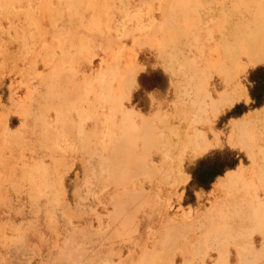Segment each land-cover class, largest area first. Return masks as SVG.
<instances>
[{"label":"rangeland","instance_id":"1","mask_svg":"<svg viewBox=\"0 0 264 264\" xmlns=\"http://www.w3.org/2000/svg\"><path fill=\"white\" fill-rule=\"evenodd\" d=\"M20 1L19 0H9V1L6 0L5 2V0H0V64H1L0 65V127L2 125V127L0 128L1 130L0 132V155H1L0 161H2V163L0 162V177H1L0 178V181H1L0 182V185H1L0 186V207H1L0 208V257L3 260L1 261V258H0V264H52V263L54 264L55 261L57 264H59V262L60 264L61 263L71 264L70 262H72V264H108V263L109 264H116V263L117 264H121V263L123 264H129V263L130 264H134V263L145 264V262H147L152 256L153 258H155V261H157L156 262L157 264H160L161 262H163L161 264H165V262L166 264H169V262H173L172 264H174V262L175 264H217V262L218 264H257V263L264 264L263 263L264 262V254H263L264 253V246H263L264 245V211H263L264 210L263 208L264 207V199H263L264 198L263 196L264 195V173H263L264 172V164H263L264 163V128H262L264 127V114L261 115L260 119L256 120V122L255 121L253 122L254 125L253 123H250L248 125V127L246 128L244 132L245 135H243L242 133H239V131H237L234 127V124L237 123L238 121H241L242 119L250 116L251 114L261 112L264 110V60H263V63L261 62L256 65H252L250 63V59H251V55H253V49L250 48L251 44L249 45L250 38L255 36L256 33H259V34L261 33V35L264 36V13H263L264 12L263 10L264 0H257L256 2L255 0H238L239 2L237 0H174V1L173 0H158V2L157 0H141V1L140 0L139 1L137 0H134V1L133 0H112V1L103 0V2L104 3L106 2V4L102 3V0H82V2L78 0H37V1L36 0L35 1L34 0H22V2ZM167 1L169 4L164 5V3H166ZM24 2H26V5H24L25 4ZM138 2H140V4ZM153 3L155 4V6ZM255 3H257L259 6ZM18 4H19V8L17 6ZM149 4L151 7L149 6ZM186 4L191 5V8L188 7ZM34 5H35V8H34ZM46 5H48L49 7H51L52 10H54L52 11V16L51 15L49 16V19L45 15ZM184 5H186V7ZM206 6H208L209 9ZM139 7L141 10L139 9ZM173 7L174 9L172 10ZM184 7L189 8L190 11L189 9H185ZM192 7L193 8L195 7L194 10ZM96 8L98 10H96ZM191 10H193L194 12ZM168 11H171V13L170 12L168 13ZM180 11L182 13H180ZM196 11L198 12V14H200L199 15L200 17H198V14H197L198 19L195 18L197 21L193 17V16L196 17ZM100 12L101 13L103 12V13L100 14ZM190 12H191V15L189 17H192V20H194L192 22L190 20L191 18L189 19L188 17ZM106 14L108 15V17ZM42 15L44 19H42ZM210 15L212 16L210 17ZM12 16H14L13 17L14 19L12 18ZM100 16H103V17H100ZM176 16H178V18H176ZM222 16L224 17V19L221 22L220 18H222ZM160 17L163 20H161ZM100 18L103 19V21ZM144 18L146 19V21ZM138 19L139 21H137ZM15 20H16V23H15ZM22 20H23V23H22ZM92 20L95 22L94 24L96 25H93ZM129 20L131 21L133 20V21L131 22ZM186 20H188L187 23H186ZM142 21L144 23L141 24ZM183 21H185V23ZM20 22L22 23V27H20V24H21ZM197 22H198V25H197ZM234 22L236 24V28H235ZM25 23L29 24V26L26 27ZM43 23H45V25ZM88 23H89V26H88ZM130 23L131 24L133 23L132 26L133 27L135 26L137 28H135L134 30V28L131 26ZM220 23L221 24L224 23V24L221 25ZM231 23L233 24V26L230 25ZM5 24L7 25V27ZM91 24H92V27H90ZM246 24H248L249 27H247ZM49 26H51L52 28L51 27L48 28ZM78 26L81 27V29H79ZM93 26H94V29H93ZM115 26H116V29H114ZM31 27L35 29L32 31L33 28ZM89 27L91 29H89ZM179 27L180 29H178ZM199 27H201L202 29ZM213 27L214 29H216V32L214 31ZM24 28L27 29V31H25ZM127 28L129 30H127ZM121 29H122V32H121ZM230 29H232V31ZM241 29L243 30V32ZM21 30L22 31L24 30V32L21 33ZM50 30L52 31L53 36L51 35ZM106 31H107V34H106ZM125 31L126 33H128L127 35H125ZM145 31H146L145 33L146 35L142 34ZM250 31H251V34L249 33ZM26 32H28V34ZM160 32L162 33L163 37L161 36ZM38 33L41 34V36L37 35ZM252 33H253V36H252ZM136 34H138L137 37H136ZM25 35H26V38H25ZM63 35H65L66 38L63 37ZM34 36L36 37V39H34L35 38ZM149 36H150V39H149ZM73 37L74 39H72ZM143 37L147 41L148 40L149 41L147 42L146 40H143L144 39ZM105 38H106V41H105ZM42 39H44L43 42H42ZM69 39L72 41L70 42ZM78 39L81 41L80 46L82 48L77 46L79 45ZM89 39L90 40L92 39V40L90 41ZM44 42L46 44H44ZM52 42H54L55 46ZM56 42H57V45H56ZM21 43H24L25 46L24 44H21ZM135 43L137 44L135 45ZM148 43L150 44L148 45ZM151 43H152V46L150 47ZM137 45H139L140 48ZM110 46L112 47V49ZM68 47L70 48L68 49ZM130 48L133 49V52L131 51L132 54L129 51ZM22 49H24L23 53H21ZM40 49H43V50H41L40 52ZM86 49H88V52H86L87 51ZM92 50L94 53L92 52ZM109 50L110 51L112 50L113 53L112 52L110 53ZM193 50L195 51V53ZM28 51L30 52V55ZM50 51L52 53H50ZM59 51L61 54L59 53ZM134 51L136 52V54ZM69 52H71L72 55ZM126 54L128 56L130 55L129 58ZM257 54H259L261 58H264V48L263 47L261 48L260 46L259 52H257ZM59 55L61 56L59 57ZM26 56H27V59H26ZM28 56L30 58V62H29ZM86 56H87V59H85ZM90 56H91V60H90ZM33 57H35V60L33 59ZM126 57L128 60H126ZM132 57H135V58H132ZM40 58L41 59L45 58L46 61L44 59L41 60ZM39 59L41 60V62ZM52 59L54 60L52 61ZM76 59H77V62H76ZM58 60L61 62H58ZM132 60L136 61L137 64ZM223 60H224V64H223ZM241 61L242 63H240ZM122 62L123 63L127 62V63H125L126 65H123ZM19 63L20 65H18ZM13 64H14V69H13ZM21 64L23 65L21 66ZM88 64L90 67L88 66ZM59 66L61 67V69ZM49 67L50 69H48ZM51 67H53L54 70ZM91 68L93 70H91ZM74 69H77L78 74L73 75V73H76V70ZM124 69L128 72H126ZM215 69L217 71H215ZM221 69L223 70V72L226 71L227 74H225L226 72L223 74V72H221L222 71ZM9 70L11 71V73ZM82 70L83 72L84 71L85 72L82 73L81 72ZM16 71H19V72H16ZM44 71H45V74H44ZM168 71L171 73H169ZM66 72L67 73L70 72L68 76ZM34 73H36L37 76ZM218 73H221V74H218ZM93 74H95L96 78L94 77ZM64 77L67 79H64ZM93 77L94 79H92ZM99 77H101V81ZM120 78L123 80H121ZM76 79H77V82L75 81ZM136 79L138 83L136 82ZM43 80L45 84H43ZM54 80L56 81L59 80L60 82L58 81L59 83L57 82L58 83L57 84V83H54L55 82ZM49 81L50 83L47 84ZM67 82L71 84H68ZM72 82H74L75 84ZM82 83L85 85H83ZM22 84H24V86ZM52 84L54 85L52 86ZM92 84L94 85L92 86ZM115 85H116V88L114 89L113 87H115ZM26 86H27V89H26ZM46 86H48L49 88ZM55 86L57 87L58 91L54 89ZM94 86H96L97 88L99 87L100 89H96V87ZM111 87L113 89H111ZM101 88H103L104 90ZM33 90H36L35 93ZM46 90L47 91L49 90V91L47 92ZM94 90H97L98 92ZM70 91H72L73 94L70 93ZM29 92H31L30 94H33V97L32 95H29ZM36 92L37 93L39 92V94L37 95ZM49 92L50 93L52 92V93L49 94ZM53 92L57 94H54ZM25 93H27V95ZM232 94H239V100H237V102L234 105L230 106V104L229 105L227 104L228 102L227 100ZM48 96L50 97L48 98ZM220 96L223 98H221ZM63 97H65L66 99L64 100ZM68 97L72 99L70 100L68 99ZM224 97H227V98H225L224 100ZM19 98H21V100ZM22 98H25L24 102L22 101L23 100ZM33 98L35 101L33 100ZM95 99L97 101H95ZM59 100L61 101L59 102ZM87 100H88V104H85ZM219 101H221L220 105H219ZM27 102L28 104H26ZM101 102H105L103 105L104 107H102L103 103ZM30 103H32V105ZM63 103H66V105H68L67 108L64 107L65 105ZM21 104L22 106H20ZM38 104L39 105L43 104L41 106L42 108L39 107ZM53 104L58 105V107L54 106ZM107 106L109 107V109L107 108ZM29 107H30V110H29ZM63 107L65 108L66 111L63 110L64 109ZM118 108L120 109V111ZM44 109L47 112L43 111ZM60 109L62 110V112ZM15 110L16 112H14ZM58 110L60 112H57ZM28 112L29 113L31 112V113L29 114ZM56 112L59 114H57ZM47 114H49L48 117H47ZM121 115H122V118H120ZM55 116L58 118L56 119ZM96 116H99L98 118H100V116L101 117L103 116L102 117L103 119L100 120L98 118H95ZM109 116H110V119H108ZM25 118H27L26 121H25ZM47 119L51 120L52 123L50 121L49 123ZM95 119H96V123L94 121ZM119 119L122 120L121 128H120L121 121L119 122ZM91 122L92 124H90ZM126 123L128 124L127 126H126ZM129 124H131L132 126ZM3 125L5 128L3 127ZM100 125H102V127ZM118 125H119L120 130L122 131V134H120L121 132L119 131ZM55 127L56 129H54ZM22 128H23V131H22ZM30 128L32 129L30 130ZM133 128L134 130H132ZM15 129H18V130L16 131ZM98 130H99L98 132L99 134L97 133ZM4 131L7 132V134L4 133ZM25 132H28V133L26 134ZM84 132H85V135H84ZM170 132H172V134ZM111 133L113 134L111 135ZM25 134L27 137L25 136ZM114 134H115V137H114ZM240 134H242V136H240ZM6 135L9 137H7ZM235 135L236 136L238 135V136L236 137ZM252 135L255 140H253ZM117 138L119 139V141ZM166 139L168 141H166ZM249 141L252 143V145L250 144ZM120 142L122 144H120ZM203 142L207 144V145H204V147L202 145L204 144ZM11 143H13V145ZM20 143H21V146H20ZM110 143L113 145H111ZM242 144H245V145L242 146ZM24 145L26 146L25 150H24ZM129 145H132V146H129ZM98 146L102 149H100ZM111 146L115 147L117 150L115 148L112 149ZM14 147L16 149L18 147L19 148L16 151ZM130 147L132 148L134 147V148L132 149ZM195 147H196V150H195ZM8 148L9 149L13 148L14 151L9 150ZM260 149H261V152L263 153L259 152L260 153L259 154L258 151H260ZM1 150L2 151L6 150V152L5 151H4L5 153L1 152ZM192 150L196 151L197 153H200L201 155H198L197 153L192 152ZM14 152H16L17 155L19 156H17L16 153ZM247 153H250V154H247ZM26 155L28 156V158H24V157H27ZM138 155L141 157H138ZM80 156L81 157L85 156V158L83 157V160H81L82 158ZM136 157H138V159ZM57 159L59 163H57ZM86 159H87V162L89 163L84 161ZM250 159L252 160V163H254V166L250 165L252 164ZM12 160L14 161L12 162ZM28 160H31L30 163ZM24 161L27 164L26 163L24 164ZM83 161L87 164L82 165L81 162ZM108 161H109V164H108ZM22 162H23V167H22ZM12 163L14 165H12ZM259 164H261L262 167H259ZM26 165H28V167ZM86 165L87 167H85ZM151 165L154 167H152ZM18 166L21 168H19ZM45 166H47L48 169L45 168ZM61 166L63 168H60V169L56 168V167H61ZM16 167H18L19 169ZM240 167H242L241 170L244 174V178L241 179L242 181H238L240 184H238V182H234L231 184L230 180H227L228 174H236V173L241 172ZM251 167L252 169H250ZM11 168H13V170ZM15 168L19 170V172ZM22 168L24 169L21 170ZM172 168L174 169L172 170ZM131 169H132V172H130ZM245 169L246 171H244ZM247 169H248V172H247ZM30 170L32 174H30ZM249 171L250 172L253 171V172L250 173ZM245 174L247 175V177L250 176L249 174H254L257 176L258 180L257 178H255L256 176L254 175H251V177L254 176L255 179L250 177V179L247 178L248 179L247 180L245 177ZM29 176L30 178L28 179ZM14 177L17 181L14 179ZM223 177L224 178L226 177V178L224 179ZM259 177H260V180H259ZM80 178H83V179H80ZM138 178L142 182L139 183L140 180H137ZM144 178L145 180L147 179V182L144 180ZM3 180H6V182ZM148 180L151 181V184L149 183ZM254 180L256 183L254 182ZM257 181L261 183V185L263 186V187L261 186L263 190L260 187H258L259 182ZM135 182H136V185H135ZM224 183L225 185H227V188H225ZM130 184L132 185L134 184V185L130 186ZM138 184H140L139 185L140 187L138 186ZM254 184H257L255 185L256 188ZM115 185H116V188H115ZM215 185L217 186L219 185V186L215 187ZM120 186L123 188H121ZM127 187H128V190L130 191L127 190ZM131 187H134V189L132 190ZM166 187L168 188L169 194L166 193L167 192ZM76 190L78 191L77 192L78 194L80 193L79 195L76 193ZM79 190H81V192H79ZM114 190H116L117 193ZM123 190L125 193L123 192ZM164 190L166 192H164ZM233 190L236 193H234ZM242 190H245V191L241 193ZM254 190L256 193L254 192ZM257 190H259L260 192ZM62 191L65 193V195L63 194ZM248 191L249 192L251 191L250 193L254 196V198H256V201L253 198V196L249 194ZM113 192L115 193L113 194ZM119 192H120V195H119ZM73 193H76L77 195L76 194L74 195ZM240 193L242 194V196ZM255 194L257 195L255 196ZM259 194H260V198L262 199L261 202L263 203V204L261 203V205H258L260 203H258V200H257L259 197ZM69 195L70 197H68ZM76 196H78V198ZM83 196H85V198ZM169 196L171 197V199ZM107 202L109 204H107ZM210 204L212 205L210 206ZM253 204L254 205L256 204L257 206H254ZM2 205L4 206L5 210ZM54 205L56 206L54 207ZM52 206L55 208V211H53L54 208ZM74 206L77 208H75ZM71 208H72L71 213L73 211L74 212L73 214L70 213L72 216H70L69 214L70 216L69 217L68 212L66 213L64 210L67 209L66 211L70 212ZM104 208H106V210ZM62 209H64L63 211L65 213L62 211ZM214 209L219 212L215 211ZM245 209H247L248 211ZM191 211H193L192 212L193 214L192 213L190 214ZM195 211L197 212V214ZM234 211L237 213V216ZM261 211H263V213H261ZM13 213L15 217L13 216ZM173 213L174 214L176 213V215H174ZM213 213L216 215H214ZM256 214H259L260 221L254 220ZM167 215H169L170 217L169 216L167 217ZM51 216H54V217H51ZM214 218H218V220ZM239 218L241 219L239 220ZM242 218H244L245 220ZM171 220L174 223H172ZM215 220L218 222H216ZM64 221H66L67 223ZM162 222L164 225L167 224V227L161 224ZM245 222L247 223V225H245L246 224ZM89 223L91 225H88ZM170 223L172 224L170 225ZM105 224L107 225L109 224L108 227L107 225L105 226ZM235 224H238V225H235ZM63 225H65V227ZM100 226L101 228H97ZM241 226L243 227L241 228ZM25 228L27 231L25 230ZM102 228H105V229L103 230ZM174 228L176 229L174 230ZM184 228H186V230ZM187 228H188V231H187ZM149 229L151 231H148ZM166 229H167V232L169 231V233L166 232ZM153 230H155V232ZM198 230H201V231H198ZM68 231L69 232L71 231V232L69 233ZM58 232L62 235L60 236ZM66 232H68L69 234ZM152 232H154L153 233L154 235L152 234ZM260 232H262V234H260ZM199 233L201 235H199ZM40 235H44V236H40ZM152 235L153 237L154 236L155 237L153 238ZM245 235H247V237ZM241 238H243L242 240L245 239L243 243H242ZM53 239H56V240H53ZM238 239H240L242 245L240 244ZM163 240H165L166 242L170 244L166 243ZM231 241L232 243L233 242L234 243L232 244ZM149 243H151V245ZM176 243L177 244L179 243V245H177ZM174 244L175 246H177L175 248L176 251L173 249V247H175L173 246ZM253 244H255V246H253ZM162 245L167 247L168 251ZM170 245H172L173 247ZM235 245L236 247H241V248L238 249L235 247ZM37 246L39 250H37ZM180 246L184 248L182 249V247ZM139 247L141 250L139 249ZM171 247H172V250L177 252L178 255L175 254L176 255L175 256L174 255L175 252L174 251L171 252L172 251L170 249ZM202 247L204 248L202 249ZM178 248H181L180 250L182 251V255L184 256V258L180 254L181 251ZM208 248H210V250ZM246 248H248V250L250 251H248ZM223 249L224 250L226 249V251H224ZM258 249L259 251H257ZM34 250H35V253H34ZM252 250L255 252H253ZM245 252L248 254V256L245 255ZM129 253H131L132 255ZM152 253L153 255H151ZM209 253L211 254L209 255ZM166 255H169V256H166ZM239 256L241 257L240 261L238 260ZM260 256H262L263 258L262 260ZM165 257L167 259L169 258L168 261ZM211 257L212 259H210ZM247 257H249L250 259ZM121 259H124V260L120 262ZM130 259L133 261L132 263L130 262L131 261ZM215 259L217 260L214 261Z\"/></svg>","mask_w":264,"mask_h":264},{"label":"bare ground","instance_id":"2","mask_svg":"<svg viewBox=\"0 0 264 264\" xmlns=\"http://www.w3.org/2000/svg\"><path fill=\"white\" fill-rule=\"evenodd\" d=\"M8 1H9V0H8ZM19 1H20V0H19ZM34 1H35V0H34ZM36 1H37V0H36ZM78 1L82 2V0H78ZM105 1H106V0H105ZM111 1H112V0H111ZM133 1H134V0H133ZM137 1H139V0H137ZM140 1H141V0H140ZM173 1H174V0H173ZM237 1H238V0H237ZM256 1H257V0H255V2H256ZM5 2H6V0H5ZM20 2H22V0H21ZM27 2H28V1H27ZM96 2H97V1H96ZM115 2H116V1H115ZM126 2H127V1H126ZM157 2H158V0H157ZM160 2H161V1H160ZM160 2H159V3H160ZM163 2H164V1H163ZM169 2H170V1H169ZM238 2H239V1H238ZM250 2H251V1H250ZM17 3H18V2H17ZM24 3H25L24 5H26V2H24ZM47 3H48V2H47ZM55 3H56V2H55ZM102 3H104L103 0H102ZM102 3H101V4H102ZM119 3H120V2H119ZM127 3H128V2H127ZM130 3H131V2H130ZM138 3L140 4V2H138ZM175 3H176V2H175ZM177 3H178V2H177ZM184 3H185V2H184ZM190 3H191V2H190ZM222 3H223V1H222ZM20 4H21V3H20ZM27 4H28V3H27ZM33 4H34V3H33ZM38 4H39V2H38ZM38 4H37V5H38ZM52 4H53V3H52ZM104 4H106V2H105ZM133 4H134V3H133ZM136 4H137V3H136ZM153 4H154V3H153ZM157 4H158V3H157ZM166 4H169L168 1H167L166 3H164V5H166ZM172 4H173V3H172ZM180 4H181V3H180ZM195 4H196V3H195ZM245 4H246V3H245ZM255 4H257V3H255ZM255 4H254V5H255ZM24 5H23V7H24ZM54 5H55V4H54ZM115 5H116V4H115ZM146 5H147V4H146ZM158 5H159V4H158ZM186 5H187V4H186ZM186 5H184V6L186 7ZM243 5H244V4H243ZM257 5H258V4H257ZM17 6H18V8H19V4H18ZM29 6H30V5H29ZM83 6H84V4H83ZM106 6H108V5H106ZM149 6H150V4H149ZM154 6H155V4H154ZM156 6H157V5H156ZM170 6H171V5H170ZM187 6L191 8V5H187ZM221 6H222V4H221ZM234 6H235V4H234ZM258 6H259V5H258ZM23 7H22V8H23ZM27 7H28V5H27ZM88 7H89V6H88ZM95 7H96V5H95ZM111 7H112V5H111ZM120 7H121V6H120ZM137 7H138V6H137ZM144 7H145V5H144ZM150 7H151V6H150ZM161 7H162V6H161ZM163 7H165V6H163ZM174 7H175V5H174ZM174 7L172 8V10L174 9ZM182 7H183V5H182ZM185 7H184V8H185ZM197 7H198V6H197ZM206 7H208V6H206ZM216 7H217V6H216ZM34 8H35V5H34ZM65 8H66V7H65ZM69 8H70V7H69ZM79 8H80V7H79ZM93 8H94V6H93ZM97 8H98V6H97ZM97 8H96V10H98ZM99 8H100V7H99ZM114 8H115V7H114ZM155 8H156V7H155ZM157 8H158V7H157ZM192 8H193V7H192ZM194 8H195V7H194ZM194 8H193V10H194ZM262 8H263V7H262ZM66 9H67V8H66ZM105 9H106V8H105ZM112 9H113V8H112ZM127 9H128V7H127ZM134 9H135V8H134ZM139 9H140V7H139ZM180 9H181V8H180ZM185 9H189V8H185ZM208 9H209V7H208ZM220 9H221V8H220ZM235 9H236V8H235ZM257 9H258V8H257ZM37 10H38V9H37ZM82 10H83V9H82ZM90 10H91V9H90ZM103 10H104V9H103ZM107 10H108V9H107ZM118 10H119V9H118ZM131 10H132V8H131ZM136 10H137V9H136ZM140 10H141V9H140ZM145 10H146V9H145ZM145 10H144V11H145ZM168 10H169V9H168ZM172 10H171V11H172ZM176 10H177V9H176ZM193 10H191V11H193ZM251 10H252V9H251ZM263 10H264V8H263ZM38 11H39V10H38ZM45 11H46V12H45V15H46L47 18L49 19V16H50V15L52 16V11H54V10H52L51 7H49L48 5H46V6H45ZM67 11H68V10H67ZM79 11H80V10H79ZM109 11H110V9H109ZM146 11H147V10H146ZM146 11H145V12H146ZM154 11H155V10H154ZM171 11H168V13H169V12L171 13ZM183 11H184V9H183ZM185 11H186V10H185ZM189 11H190V9H189ZM133 12H134V10H133ZM137 12H138V11H137ZM141 12H142V11H141ZM158 12H159V11H158ZM176 12H177V11H176ZM193 12H194V11H193ZM35 13H36V12H35ZM81 13H82V12H81ZM92 13H93V11H92ZM102 13H103V12H102ZM102 13L100 12V14H102ZM119 13H120V12H119ZM135 13H136V12H135ZM142 13H143V12H142ZM147 13H148V12H147ZM147 13H146V14H147ZM150 13H151V12H150ZM174 13H175V12H174ZM174 13H173V14H174ZM180 13H182V12L180 11ZM220 13H222V12H220ZM252 13H253V12H252ZM263 13H264V12H263ZM82 14H83V13H82ZM107 14H108V12H107ZM107 14H106V15H107ZM140 14H141V13H140ZM153 14H154V13H153ZM164 14H165V13H164ZM176 14H177V13H176ZM197 14H198V12L196 11V17L193 16L194 19H195V18L198 19V18H197ZM212 14H213V13H212ZM214 14H215V13H214ZM22 15H23V14H22ZM93 15H94V14H93ZM95 15H96V14H95ZM110 15H112V14H110ZM142 15H143V14H142ZM147 15H148V14H147ZM160 15H161V13H160ZM168 15H169V14H168ZM190 15H191V12L189 13L188 17H189ZM194 15H195V14H194ZM199 15H200V14H198V17H200ZM220 15H221V14H220ZM225 15H226V13H225ZM1 16H2V15H1ZM14 16H15V15H14ZM14 16H12V18H13ZM145 16H146V15H145ZM174 16H175V15H174ZM207 16H208V15H207ZM211 16H212V15H210V17H211ZM100 17H103V16H100ZM107 17H108V15H107ZM137 17H138V16H137ZM149 17H151V16H149ZM152 17H153V16H152ZM169 17H170V16H169ZM2 18H3V17H2ZM6 18H7V17H6ZM45 18H46V17H45ZM98 18H99V16H98ZM104 18H105V17H104ZM124 18H125V16H124ZM135 18H136V17H135ZM160 18H161V17H160ZM172 18H174V17H172ZM176 18H178V16H176ZM180 18H181V16H180ZM190 18H191V19H190ZM201 18H202V17H201ZM201 18H200V20H201ZM214 18H216V17H214ZM254 18H255V17H254ZM13 19H14V18H13ZM20 19H21V17H20ZM20 19H19V20H20ZM42 19H44V18H43V15H42ZM66 19H67V18H66ZM68 19H69V17H68ZM100 19H101V18H100ZM115 19H116V18H115ZM144 19H145V18H144ZM146 19H147V17H146ZM146 19H145V21H146ZM152 19H153V18H152ZM170 19H171V18H170ZM189 19L191 20V22L194 21V20H192V17H189ZM196 19H195V20H196ZM211 19H212V18H211ZM223 19H224V17L222 16V18H220V21L222 22ZM259 19H260V17H259ZM3 20H4V19H3ZM19 20H18V22H19ZM64 20H65V19H64ZM89 20H91V19H89ZM93 20H94V19H93ZM93 20H92V21H93ZM95 20H96V19H95ZM97 20H98V19H97ZM101 20L103 21V19H101ZM111 20H113V19H111ZM116 20H117V19H116ZM126 20H127V19H126ZM134 20H136V19H134ZM149 20H150V19H149ZM161 20H163V19L161 18ZM168 20H169V19H168ZM176 20H177V19H176ZM181 20H182V18H181ZM190 20H189V21H190ZM217 20H218V19H217ZM231 20H232V19H231ZM237 20H238V19H237ZM237 20H235V21H237ZM4 21H5V20H4ZM6 21H7V20H6ZM25 21H26V20H25ZM43 21H44V20H43ZM46 21H47V20H46ZM92 21H91V22H92ZM129 21H131V20H129ZM132 21H133V20H132ZM132 21H131V22H132ZM137 21H139V19H138ZM150 21H151V20H150ZM171 21H172V20H171ZM187 21H188V20H186V23H187ZM196 21H197V20H196ZM210 21H211V20H210ZM224 21H225V20H224ZM224 21H223V22H224ZM48 22H50V21H48ZM98 22H99V21H98ZM111 22H112V21H111ZM122 22H123V20H122ZM160 22H161V21H160ZM162 22H163V21H162ZM167 22H168V21H167ZM179 22H180V21H179ZM183 22L185 23V21H183ZM191 22H190V23H191ZM198 22H199V21H198ZM198 22H197V25H198ZM204 22H205V21H204ZM207 22H208V21H207ZM226 22H227V21H226ZM15 23H16V20H15ZM20 23H21V22H20ZM22 23H23V20H22ZM22 23L20 24V27H22ZM28 23H29V21H28ZM66 23H67V22H66ZM80 23H81V21H80ZM92 23H93V25H96V24H94V23H95L94 21H93ZM103 23H104V22H103ZM142 23H144V22L142 21L141 24H142ZM151 23H152V22H151ZM170 23H171V22H170ZM195 23H196V22H195ZM214 23H215V22H214ZM214 23H213V24H214ZM218 23H219V22H218ZM224 23H225V22H224ZM224 23H222V24H224ZM9 24H10V23H9ZM37 24H38V23H37ZM37 24H36V25H37ZM43 24L45 25V23H43ZM100 24H101V22H100ZM107 24H108V23H107ZM128 24H129V23H128ZM130 24H131V23H130ZM139 24H140V23H139ZM157 24H158V23H157ZM174 24H175V23H174ZM174 24H173V25H174ZM216 24H217V23H216ZM220 24H221V23H220ZM222 24H221V25H222ZM234 24H235V22H234ZM3 25H4V24H3ZM5 25H6V24H5ZM36 25H35V26H36ZM47 25H48V23H47ZM49 25H50V23H49ZM104 25H106V24H104ZM118 25H119V24H118ZM132 25H133V23L131 24V26H132ZM135 25H136V24H135ZM152 25H153V24H152ZM173 25H172V26H173ZM181 25H182V24H181ZM189 25H191V24H189ZM197 25H196V27H197ZM221 25H220V27H221ZM230 25L233 26L232 23H231ZM23 26H24V25H23ZM25 26L28 27L29 24L25 23ZM82 26H83V25H82ZM88 26H89V23H88ZM102 26H103V25H102ZM102 26H101V27H102ZM107 26H108V25H107ZM182 26H183V25H182ZM187 26H188V25H187ZM200 26H201V25H200ZM246 26L249 27L248 24H246ZM2 27H4V26H2ZM6 27H7V25H6ZM26 27H25V28H26ZM38 27H39V25H38ZM50 27H51V26H49L48 28H50ZM78 27H79V26H78ZM90 27H92V24H91ZM90 27H89V29H91ZM101 27H99V28H101ZM125 27H126V26H125ZM132 27H133V26H132ZM138 27H139V25H138ZM143 27H144V25H143ZM169 27H170V26H169ZM201 27H202V26H201ZM201 27H199V28H201ZM209 27H210V26H209ZM220 27H219V28H220ZM226 27H227V26H226ZM25 28H24V29H25ZM29 28H30V27H29ZM31 28H33V27H31ZM41 28H42V27H41ZM45 28H46V27H45ZM51 28H52V27H51ZM61 28H62V27H61ZM83 28H84V27H83ZM112 28H114V27H112ZM121 28H122V26H121ZM133 28H134V30H135V28H137V27L134 26ZM148 28H149V27H148ZM171 28H172V27H171ZM188 28H189V27H188ZM215 28H216V27H215ZM217 28H218V27H217ZM222 28H223V27H222ZM229 28H230V27H229ZM235 28H236V24H235ZM235 28H234V30H235ZM261 28H262V27H261ZM11 29H12V28H11ZM11 29H10V30H11ZM19 29H20V28H19ZM34 29H35V28H33L32 31H33ZM43 29H44V28H43ZM69 29H70V28H69ZM74 29H75V28H74ZM79 29H81V27H79ZM87 29H88V28H87ZM93 29H94V26H93ZM114 29H116V26H115ZM129 29H130V27H129ZM129 29L127 28V30H129ZM160 29H161V28H160ZM176 29H177V28H176ZM178 29H180V27H179ZM189 29H190V28H189ZM201 29H202V28H201ZM213 29H214V27H213ZM249 29H250V28H249ZM29 30H30V29H29ZM29 30H28V31H29ZM38 30H39V29H38ZM96 30H97V29H96ZM117 30H118V29H117ZM196 30H197V29H196ZM208 30H209V29H208ZM217 30H218V29H217ZM220 30H221V29H220ZM222 30H223V29H222ZM230 30L232 31V29H230ZM241 30H242V29H241ZM257 30H258V29H257ZM15 31H16V30H15ZM25 31H27V29H25ZM50 31H51V30H50ZM66 31H67V30H66ZM74 31H75V30H74ZM77 31H78V30H77ZM88 31H89V30H88ZM92 31H93V30H92ZM94 31H95V30H94ZM123 31H124V30H123ZM188 31H189V30H188ZM202 31H203V30H202ZM214 31L216 32V29H214ZM223 31H224V30H223ZM238 31H239V30H238ZM238 31H237V32H238ZM246 31H247V30H246ZM10 32H11V31H10ZM23 32H24V30H23V31L21 30V33H23ZM30 32H31V31H30ZM30 32H29V34H30ZM40 32H41V31H40ZM40 32H39V33H40ZM47 32H48V30H47ZM70 32H71V30H70ZM75 32H76V31H75ZM89 32H90V31H89ZM95 32H96V31H95ZM108 32H109V30H108ZM110 32H111V30H110ZM112 32H113V31H112ZM121 32H122V29H121ZM148 32H149V30H148ZM156 32H157V30H156ZM161 32H163V31H161ZM161 32H160V33H161ZM189 32H190V31H189ZM242 32H243V30H242ZM11 33H12V32H11ZM18 33H19V32H18ZM26 33L28 34V32H26ZM39 33H38L37 35H40V36H41V34H39ZM117 33H118V31H117ZM145 33H146V31L143 32L142 34L146 35ZM212 33H214V32H212ZM219 33H220V32H219ZM230 33H231V32H230ZM239 33H240V32H239ZM249 33L251 34V31H250ZM19 34H20V33H19ZM32 34H33V33H32ZM63 34H64V32H63ZM71 34H72V33H71ZM73 34H74V33H73ZM106 34H107V31H106ZM115 34H116V32H115ZM127 34H128V33H126V31H125V35H127ZM184 34H185V33H184ZM223 34H224V33H223ZM10 35H11V34H10ZM21 35H22V34H21ZM34 35H35V34H34ZM47 35H48V34H47ZM51 35L53 36L52 31H51ZM60 35H61V34H60ZM86 35H87V34H86ZM93 35H95V34H93ZM144 35H143V36H144ZM158 35H160V34H158ZM185 35H186V34H185ZM214 35H215V34H214ZM227 35H228V34H227ZM11 36H12V35H11ZM18 36H20V35H18ZM35 36H36V35H35ZM35 36H34V37H35ZM66 36H67V35H66ZM69 36H70V35H69ZM80 36H81V35H80ZM90 36H91V35H90ZM90 36H89V37H90ZM137 36H138V34H136V37H137ZM161 36H162V33H161ZM230 36H231V35H230ZM252 36H253V33H252ZM22 37H24V36H22ZM22 37H21V38H22ZM29 37H30V36H29ZM36 37H37V36H36ZM36 37H35L34 39H36ZM63 37H65V35H63ZM67 37H68V36H67ZM115 37H116V36H115ZM115 37H113V38H115ZM124 37H125V36H124ZM136 37H135V38H136ZM144 37H145V36H144ZM144 37H143V38H144ZM147 37H148V36H147ZM162 37H163V36H162ZM200 37H201V36H200ZM206 37H207V36H206ZM214 37H215V36H214ZM238 37H239V36H238ZM250 37H251V36H250ZM14 38H15V37H14ZM21 38H20V40H21ZM25 38H26V35H25ZM32 38H33V37H32ZM37 38H38V37H37ZM45 38H46V37H45ZM45 38H44V39H45ZM57 38H58V37H57ZM65 38H66V37H65ZM70 38H71V37H70ZM83 38H85V37H83ZM87 38H88V36H87ZM106 38H107V36H106ZM106 38H105V41H106ZM113 38H112V39H113ZM143 38H142V39H143ZM183 38H184V37H183ZM240 38H241V36H240ZM44 39H42V42H43ZM51 39H52V38H51ZM72 39H74V37H73ZM76 39H77V38H76ZM76 39H75V40H76ZM80 39H81V38H80ZM136 39H137V38H136ZM142 39H141V40H142ZM147 39H148V38H147ZM149 39H150V36H149ZM155 39H156V38H155ZM238 39H239V38H238ZM1 40H2V39H1ZM12 40H13V39H12ZM18 40H19V38H18ZM26 40H27V39H26ZM30 40H31V39H30ZM30 40H29V42H30ZM75 40H73V41H75ZM82 40H83V39H82ZM89 40H90V39H89ZM91 40H92V39H91ZM91 40H90V41H91ZM107 40H108V39H107ZM115 40H116V39H115ZM117 40H118V39H117ZM143 40H146V39L144 38ZM157 40H158V39H157ZM160 40H161V39H160ZM160 40H159V41H160ZM245 40H246V39H245ZM245 40H244V41H245ZM16 41H17V40H16ZM47 41H48V40H47ZM51 41H52V40H51ZM54 41H56V40H54ZM62 41H63V39H62ZM66 41H67V40H66ZM69 41L71 42L72 40L69 39ZM85 41H86V39H85ZM146 41H147V40H146ZM148 41H149V40H148ZM148 41H147V42H148ZM151 41H153V40H151ZM182 41H183V40H182ZM205 41H206V40H205ZM219 41H220V40H219ZM240 41H242V40H240ZM22 42H23V41H22ZM25 42H26V41H25ZM33 42H34V41H33ZM33 42H32V43H33ZM38 42H39V41H38ZM45 42H46V40H45ZM45 42H44V44H46ZM60 42H61V41H60ZM70 42H69V44H70ZM76 42H77V41H76ZM78 42H79V45H77V46L81 47V46H80V42H81V41H80L79 39H78ZM156 42H157V41H156ZM160 42H161V41H160ZM160 42H158V43H160ZM27 43H28V42H27ZM35 43H36V42H35ZM50 43H51V42H50ZM50 43H49V44H50ZM52 43L54 44V42H52ZM89 43H91V42H89ZM143 43H144V42H143ZM181 43H182V42H181ZM183 43H184V42H183ZM215 43H216V42H215ZM248 43H249V42H248ZM248 43H247V44H248ZM21 44H24V43H21ZM33 44H34V43H33ZM40 44H41V43H40ZM47 44H48V42H47ZM82 44H83V42H82ZM86 44H87V43H86ZM106 44H107V42H106ZM118 44H119V43H118ZM136 44H137V43H135V45H136ZM140 44H141V42H140ZM149 44H150V43H148V45H149ZM166 44H167V43H166ZM250 44H251V47H250V48L253 49V55H251L250 63H251L252 65H256V64H259V63H261V62L263 63L264 58H261V57L259 56V54H257V52H259L260 46H261V48H262V47L264 48V36H262L261 33H260V34H259V33H256L255 36H253L252 38H250V43H249V45H250ZM4 45H5V44H4ZM30 45H31V44H30ZM34 45H35V44H34ZM50 45H51V44H50ZM56 45H57V42H56ZM66 45H67V44H66ZM66 45H65V46H66ZM73 45H74V44H73ZM109 45H110V44H109ZM115 45H116V44H115ZM145 45H146V43H145ZM145 45H144V46H145ZM160 45H161V44H160ZM199 45H200V44H199ZM24 46H25V44H24ZM48 46H49V45H48ZM54 46H55V44H54ZM68 46H69V45H68ZM75 46H76V45H75ZM82 46H84V45H82ZM90 46H91V45H90ZM92 46H93V45H92ZM122 46H123V45H122ZM132 46H134V45H132ZM137 46L139 47V45H137ZM151 46H152V43H151L150 47H151ZM155 46H156V45H155ZM183 46H184V45H183ZM22 47H23V46H22ZM34 47H35V46H34ZM43 47H44V46H43ZM50 47H51V46H50ZM50 47H49V48H50ZM58 47H59V46H58ZM60 47H61V46H60ZM85 47H86V46H85ZM87 47H88V46H87ZM110 47H111V46H110ZM127 47H129V46H127ZM158 47H159V45H158ZM158 47H157V48H158ZM160 47H161V46H160ZM29 48H30V46H29ZM29 48H28V49H29ZM38 48H39V47H38ZM52 48H53V47H52ZM64 48H65V47H64ZM69 48H70V47H68V49H69ZM81 48H82V47H81ZM92 48H93V47H92ZM97 48H98V47H97ZM105 48H106V47H105ZM114 48H115V47H114ZM118 48H119V47H118ZM135 48H136V47H135ZM139 48H140V47H139ZM171 48H172V47H171ZM183 48H184V47H183ZM258 48H259V49H258ZM19 49H21V48H19ZM19 49H18V50H19ZM24 49H25V48H24ZM24 49H22V51L20 50L21 53L24 52V51H23ZM53 49H54V48H53ZM57 49H58V48H57ZM73 49H74V48H73ZM95 49H96V47H95ZM111 49H112V47H111ZM144 49H145V47H144ZM151 49H152V48H151ZM153 49H154V48H153ZM187 49H188V48H187ZM26 50H27V49H26ZM41 50H43V49H40V52H41ZM44 50H45V49H44ZM50 50H51V49H50ZM58 50H59V49H58ZM82 50H83V49H82ZM86 50H87L86 52H88V49H86ZM89 50H90V49H89ZM101 50H102V49H101ZM116 50H118V49H116ZM127 50H129V49H127ZM159 50H160V49H159ZM184 50H185V49H184ZM11 51H12V50H11ZM33 51H34V50H33ZM47 51H48V50H47ZM67 51H69V50H67ZM72 51H73V50H72ZM74 51H75V50H74ZM80 51H81V50H80ZM106 51H107V50H106ZM120 51H121V50H120ZM120 51H119V53H120ZM129 51H130V53L132 54L133 49L130 48ZM131 51H132V52H131ZM193 51H194V50H193ZM221 51H222V50H221ZM231 51H232V50H231ZM28 52H29V51H28ZM28 52H27V53H28ZM40 52H39V54H40ZM44 52H45V51H44ZM82 52H84V51H82ZM89 52H90V51H89ZM92 52H93V50H92ZM104 52H105V51H104ZM109 52L111 53L112 50H111V51L109 50ZM116 52H117V51H116ZM116 52H115V53H116ZM127 52H128V51H127ZM134 52H135V51H134ZM141 52H142V51H141ZM170 52H171V51H170ZM48 53H49V52H48ZM48 53H47V54H48ZM50 53H52V52L50 51ZM53 53H54V52H53ZM59 53H60V51H59ZM69 53H71V52H69ZM80 53H81V52H80ZM93 53H94V52H93ZM99 53H101V52H99ZM112 53H113V52H112ZM125 53H126V52H125ZM128 53H129V52H128ZM173 53H174V52H173ZM187 53H188V52H187ZM194 53H195V51H194ZM196 53H197V52H196ZM32 54H34V53H32ZM42 54H44V53H42ZM60 54H61V53H60ZM73 54H74V53H73ZM76 54H77V53H76ZM84 54H85V53H84ZM87 54H88V53H87ZM91 54H92V53H91ZM97 54H98V53H97ZM105 54H106V53H105ZM135 54H136V52H135ZM138 54H139V53H138ZM156 54H157V52H156ZM26 55H27V54H26ZM29 55H30V52H29ZM52 55H53V54H52ZM65 55H66V54H65ZM71 55H72V53H71ZM71 55H70V56H71ZM80 55H82V54H80ZM80 55H79V56H80ZM103 55H104V54H103ZM110 55H111V54H110ZM112 55H113V54H112ZM123 55H124V54H123ZM126 55H127V54H126ZM190 55H191V54H190ZM9 56H10V55H9ZM43 56H44V55H43ZM56 56H57V55H56ZM60 56H61V55H59V57H60ZM77 56H78V55H77ZM82 56H84V55H82ZM95 56H96V55H95ZM127 56H128V55H127ZM129 56H130V55H129ZM129 56H128V58H129ZM133 56H134V54H133ZM157 56H158V55H157ZM13 57H14V56H13ZM19 57H20V56H19ZM37 57H38V56H37ZM49 57H50V56H49ZM59 57H58V58H59ZM73 57H74V56H73ZM73 57H72V58H73ZM92 57H93V56H92ZM107 57H108V56H107ZM116 57H117V56H116ZM135 57H136V56H135ZM135 57H132V58H135ZM168 57H169V56H168ZM22 58H23V57H22ZM28 58H29V56H28ZM52 58H53V57H52ZM54 58H55V57H54ZM56 58H57V57H56ZM79 58H80V57H79ZM83 58H84V57H83ZM100 58H101V57H100ZM108 58H109V57H108ZM112 58H113V57H112ZM138 58H139V57H138ZM26 59H27V56H26ZM33 59L35 60V57H33ZM36 59H37V58H36ZM40 59H41V58H40ZM40 59H39V60H40ZM43 59L45 60V58H42L41 60H43ZM59 59H60V58H59ZM65 59H66V58H65ZM69 59H70V58H69ZM85 59H87V56L85 57ZM105 59H106V58H105ZM136 59H137V58H136ZM227 59H228V58H227ZM16 60H17V59H16ZM20 60H21V59H20ZM34 60H33V61H34ZM41 60H40V62H41ZM53 60H54V59H52V61H53ZM72 60H74V59H72ZM90 60H91V56H90ZM115 60H116V59H115ZM126 60H128L127 57H126ZM137 60H138V59H137ZM24 61H25V59H24ZM33 61H32V62H33ZM45 61H46V60H45ZM63 61H64V60H63ZM63 61H62V62H63ZM70 61H71V60H70ZM82 61H83V60H82ZM82 61H81V62H82ZM92 61H93V59H92ZM101 61H102V60H101ZM130 61H131V59H130ZM130 61H129V62H130ZM132 61H134V60H132ZM167 61H168V60H167ZM9 62H10V61H9ZM26 62H27V60H26ZM29 62H30V58H29ZM42 62H43V61H42ZM58 62H61V61L58 60ZM76 62H77V59H76ZM84 62H85V61H84ZM106 62H107V61H106ZM108 62H109V60H108ZM110 62H111V61H110ZM134 62L136 63V61H134ZM24 63H25V62H24ZM33 63H34V62H33ZM47 63H48V62H47ZM72 63H73V61H72ZM82 63H83V62H82ZM82 63H81V64H82ZM87 63H88V62H87ZM87 63H86V64H87ZM91 63H93V62H91ZM104 63H105V62H104ZM122 63H123V62H122ZM125 63H127V62H125ZM125 63H123V65H126ZM131 63H132V62H131ZM163 63H164V62H163ZM169 63H170V62H169ZM240 63H242V61H241ZM26 64H27V63H26ZM34 64H35V63H34ZM39 64H40V63H39ZM51 64H52V63H51ZM64 64H65V63H64ZM68 64H69V63H68ZM136 64H137V63H136ZM166 64H167V63H166ZM218 64H219V63H218ZM223 64H224V60H223ZM0 65H1V64H0ZM18 65H20V63H19ZM22 65H23V64H21V66H22ZM29 65H30V64H29ZM29 65H28V67H29ZM46 65H47V64H46ZM59 65H61V64H59ZM78 65H79V64H78ZM100 65H101V64H100ZM131 65H132V64H131ZM36 66H37V64H36ZM48 66H49V65H48ZM76 66H77V65H76ZM88 66H89V64H88ZM112 66H113V65H112ZM167 66H168V65H167ZM175 66H176V65H175ZM6 67H7V66H6ZM34 67H35V65H34ZM59 67H60V66H59ZM64 67H65V66H64ZM84 67H85V66H84ZM89 67H90V66H89ZM91 67H92V65H91ZM105 67H106V66H105ZM109 67H110V66H109ZM124 67H125V66H124ZM129 67H130V66H129ZM136 67H137V66H136ZM208 67H210V66H208ZM212 67H213V66H212ZM238 67H239V66H238ZM20 68H21V67H20ZM30 68H31V67H30ZM38 68H39V67H38ZM51 68L53 69V67H51ZM54 68H55V67H54ZM72 68H73V67H72ZM77 68H78V67H77ZM101 68H102V66H101ZM132 68H133V67H132ZM216 68H217V67H216ZM220 68H221V67H220ZM223 68H224V67H223ZM240 68H241V67H240ZM13 69H14V64H13ZM17 69H19V68H17ZM17 69H16V70H17ZM43 69H44V68H43ZM43 69H42V70H43ZM48 69H50V67H49ZM57 69H58V68H57ZM60 69H61V67H60ZM62 69H63V68H62ZM67 69H68V68H67ZM70 69H71V68H70ZM133 69H134V68H133ZM26 70H27V69H26ZM30 70H31V69H30ZM34 70H35V68H34ZM53 70H54V69H53ZM64 70H65V69H64ZM74 70H76V73H73V75H74V74H75V75L78 74V73H77V69H74ZM74 70H73V71H74ZM78 70H79V69H78ZM84 70H85V69H84ZM89 70H90V69H89ZM91 70H93V69L91 68ZM106 70H107V69H106ZM124 70H125V69H124ZM134 70H135V69H134ZM209 70H210V69H209ZM209 70H208V71H209ZM213 70H214V68H213ZM218 70H219V69H218ZM221 70H222V69H221ZM3 71H4V70H3ZM9 71H10V70H9ZM47 71H48V70H47ZM50 71H51V70H50ZM50 71H49V72H50ZM59 71H61V70H59ZM107 71H108V70H107ZM112 71H113V70H112ZM125 71H126V70H125ZM215 71H217V70L215 69ZM215 71H214V72H215ZM7 72H8V71H7ZM16 72H19V71H16ZM37 72H38V71H37ZM41 72H42V71H41ZM49 72H48V73H49ZM52 72H54V71H52ZM63 72H64V71H63ZM74 72H75V71H74ZM81 72L84 73L85 71L83 72V70H82ZM86 72H87V71H86ZM110 72H111V71H110ZM114 72H115V71H114ZM126 72H128V71H126ZM136 72H137V71H136ZM168 72H169V71H168ZM190 72H191V71H190ZM218 72H219V71H218ZM221 72H223V70H222ZM225 72H226V71H225ZM225 72H223V74H224ZM10 73H11V71H10ZM48 73H47V74H48ZM50 73H51V72H50ZM66 73H67V72H66ZM66 73H65V75H66ZM69 73H70V72H69ZM69 73H67V76H68ZM165 73H167V72H165ZM169 73H171V72H169ZM191 73H192V72H191ZM14 74H16V73H14ZM17 74H18V73H17ZM28 74H29V72H28ZM28 74H27V75H28ZM34 74L36 75V73H34ZM37 74H38V73H37ZM44 74H45V71H44ZM89 74H90V72H89ZM97 74H98V73H97ZM101 74H102V73H101ZM189 74H190V73H189ZM192 74H193V73H192ZM195 74H196V73H195ZM210 74H211V73H210ZM218 74H221V73H218ZM225 74H227V72H226ZM1 75H2V74H1ZM27 75H26V76H27ZM32 75H33V74H32ZM53 75H55V74H53ZM53 75H52V76H53ZM57 75H58V73H57ZM59 75H60V74H59ZM71 75H72V74H71ZM93 75H94V77H95V74H93ZM110 75H111V74H110ZM125 75H126V73H125ZM125 75H124V77H125ZM233 75H234V73H233ZM23 76H24V75H23ZM28 76H29V75H28ZM36 76H37V75H36ZM36 76H35V78H36ZM42 76H43V75H42ZM46 76H48V75H46ZM63 76H64V75H63ZM78 76H79V75H78ZM108 76H109V75H108ZM169 76H170V74H169ZM231 76H232V75H231ZM60 77H61V76H60ZM71 77H73V76H71ZM94 77H93L92 79H94ZM103 77H104V76H103ZM110 77H111V76H110ZM185 77H187V76H185ZM190 77H191V76H190ZM198 77H199V76H198ZM224 77H225V75H224ZM234 77H235V76H234ZM18 78H19V77H18ZM23 78H24V77H23ZM29 78H30V77H29ZM31 78H32V77H31ZM50 78H51V77H50ZM75 78H76V77H75ZM95 78H96V77H95ZM99 78H100V81H101V77H99ZM106 78H107V77H106ZM111 78H112V77H111ZM121 78H123V77H121ZM121 78H120V79H121ZM181 78H182V77H181ZM191 78H192V77H191ZM191 78H189V79H191ZM226 78H227V77H226ZM27 79H28V78H27ZM40 79H41V78H40ZM55 79H56V78H55ZM64 79H67V78L64 77ZM82 79H84V78H82ZM120 79H119V80H120ZM197 79H198V78H197ZM204 79H205V78H204ZM230 79H231V77H230ZM35 80H36V79H35ZM45 80H46V79H45ZM48 80H49V79H48ZM103 80H104V79H103ZM103 80H102V81H103ZM113 80H114V79H113ZM121 80H123V79H121ZM54 81H55V82H54ZM54 81H52V82L57 83L59 80H58V81L54 80ZM75 81L77 82V79H76ZM187 81H188V80H187ZM191 81H192V80H191ZM191 81H190V83H191ZM230 81H231V80H230ZM22 82H23V81H22ZM40 82H42V81H40ZM46 82H47V81H46ZM52 82H51V83H52ZM59 82H60V81H59ZM59 82H58V83H59ZM62 82H63V81H62ZM65 82H66V80H65ZM79 82H80V81H79ZM81 82H82V81H81ZM84 82H85V81H84ZM89 82H90V81H89ZM96 82H97V80H96ZM106 82H107V81H106ZM136 82L138 83L137 79H136ZM193 82H194V81H193ZM193 82H192V83H193ZM204 82H205V81H204ZM224 82H225V80H224ZM24 83H25V82H24ZM49 83H50V81H49L47 84H49ZM58 83H57V84H58ZM67 83H68V82H67ZM67 83H65V84H67ZM72 83H74V82H72ZM90 83H91V82H90ZM98 83H99V82H98ZM102 83H103V82H102ZM113 83H114V82H113ZM118 83H120V82H118ZM194 83H195V82H194ZM43 84H45V83H44V80H43ZM62 84H63V83H62ZM68 84H71V83H68ZM74 84H75V83H74ZM82 84H83V83H82ZM133 84H134V82H133ZM179 84H180V83H179ZM187 84H188V83H187ZM22 85L24 86V84H22ZM53 85H54V84H52V86H53ZM59 85H60V84H59ZM83 85H85V84H83ZM89 85H90V84H89ZM93 85H94V84H92V86H93ZM104 85H105V84H104ZM191 85H192V84H191ZM32 86H33V85H32ZM179 86H180V85H179ZM37 87H38V86H37ZM46 87H48V86H46ZM46 87H45V88H46ZM78 87H80V86H78ZM94 87H96V86H94ZM117 87H119V86H117ZM200 87H201V86H200ZM35 88H36V87H35ZM48 88H49V87H48ZM51 88H53V87H51ZM92 88H93V87H92ZM113 88L115 89V88H116V85H115V87H113ZM113 88L111 87V89H113ZM133 88H134V87H133ZM26 89H27V86H26ZM30 89H31V88H30ZM33 89H34V88H33ZM43 89H44V87H43ZM54 89L57 90V87L55 86ZM54 89H53V90H54ZM58 89H59V88H58ZM67 89H68V88H67ZM96 89H100V88H99V87H98V88L96 87ZM101 89H103V88H101ZM106 89H107V88H106ZM51 90H52V89H51ZM59 90H60V89H59ZM61 90H62V89H61ZM103 90H104V89H103ZM129 90H130V89H129ZM25 91H26V90H25ZM28 91H29V90H28ZM33 91H34V93H35L36 90H33ZM46 91H47V90H46ZM48 91H49V90H48ZM48 91H47V92H48ZM57 91H58V90H57ZM63 91H65V90H63ZM63 91H62V93H63ZM94 91H97V90H94ZM106 91H107V90H106ZM109 91H110V90H109ZM109 91H108V92H109ZM131 91H132V90H131ZM197 91H198V90H197ZM31 92H32V91H31ZM31 92H29V95H32V97H33V94H30ZM73 92H74V91H73ZM91 92H92V91H91ZM97 92H98V91H97ZM97 92H96V93H97ZM111 92H112V91H111ZM124 92H125V90H124ZM32 93H33V92H32ZM36 93H37V92H36ZM51 93H52V92H51ZM51 93L49 92V94H51ZM53 93H54V92H53ZM70 93H72V91H70ZM103 93H104V92H103ZM103 93H102V94H103ZM115 93H117V92H115ZM229 93H230V92H229ZM25 94L27 95V93H25ZM38 94H39V92L37 93V95H38ZM40 94H41V93H40ZM54 94H57V93H54ZM54 94H52V95H54ZM60 94H61V92H60ZM65 94H66V93H65ZM72 94H73V93H72ZM94 94H95V93H94ZM98 94H100V93H98ZM130 94H131V93H130ZM23 95H24V93H23ZM46 95H47V94H46ZM52 95H51V96H52ZM109 95H110V94H109ZM112 95H113V94H112ZM115 95H116V94H115ZM124 95H125V94H124ZM223 95H224V94H223ZM57 96H58V95H57ZM57 96H56V97H57ZM67 96H68V95H67ZM67 96H66V97H67ZM116 96H117V95H116ZM185 96H186V95H185ZM221 96H222V95H221ZM221 96H220V97H221ZM27 97H28V96H27ZM49 97H50V96H48V98H49ZM53 97H54V96H53ZM75 97H76V96H75ZM86 97H87V95H86ZM188 97H189V96H188ZM190 97H191V96H190ZM36 98H37V97H36ZM42 98H44V97H42ZM51 98H52V97H51ZM61 98H62V97H61ZM61 98H60V99H61ZM63 98H64V100L66 99L65 97H63ZM101 98H102V97H101ZM111 98H112V97H111ZM203 98H204V97H203ZM221 98H223V97H221ZM225 98H227V97H224V100H225ZM19 99L21 100V98H19ZM22 99H23L22 101L24 102L25 98H22ZM29 99H31V98H29ZM68 99L71 100L72 98H69V97H68ZM33 100H34V98H33ZM33 100H32V102H33ZM110 100H111V99H110ZM237 100H239V94H232V95L228 98V100H227V101H228L227 104H228V105L230 104V106H231V105H234V104L237 102ZM34 101H35V100H34ZM39 101H40V100H39ZM52 101H54V100H52ZM60 101H61V100H59V102H60ZM92 101H93V100H92ZM95 101H97V100L95 99ZM102 101H103V100H102ZM104 101H105V100H104ZM108 101H109V100H108ZM115 101H116V100H115ZM192 101H193V100H192ZM29 102H30V101H29ZM59 102H57V103H59ZM64 102H65V101H64ZM67 102H68V101H67ZM85 102H86V101H85ZM93 102H94V101H93ZM220 102H221V101H219V105H220ZM223 102H224V101H223ZM61 103H62V102H61ZM101 103H103V104H102V107H104L103 105H104L105 102H101ZM26 104H28V102H27ZM30 104L32 105V103H30ZM30 104H29V105H30ZM63 104L65 105L64 107L67 108L68 105H66V103H63ZM69 104H71V103H69ZM85 104H88V100H87V102H86ZM99 104H100V102H99ZM15 105H16V104H15ZM18 105H19V104H18ZM38 105H39V104H38ZM42 105H43V104H42ZM42 105H39V107H41ZM47 105H48V104H47ZM47 105H45V106H47ZM51 105H52V103H51ZM53 105H54V104H53ZM60 105H61V104H60ZM225 105H226V103H225ZM225 105H224V106H225ZM20 106H22V104H21ZM54 106H57V107H58V105H54ZM61 106H62V105H61ZM121 106H123V105H121ZM194 106H195V105H194ZM17 107H19V106H17ZM31 107H32V106H31ZM50 107H51V106H50ZM52 107H53V106H52ZM64 107H63V108H64ZM69 107H70V106H69ZM100 107H101V106H100ZM111 107H112V105H111ZM119 107H120V106H119ZM26 108H27V107H26ZM41 108H42V107H41ZM43 108H44V107H43ZM48 108H49V107H48ZM59 108H61V107H59ZM63 108H62V109H63ZM94 108H95V107H94ZM105 108H106V106H105ZM107 108L109 109L108 106H107ZM122 108H123V107H122ZM207 108H208V107H207ZM15 109H16V108H15ZM39 109H40V108H39ZM45 109H46V108H45ZM45 109H44L43 111H46ZM52 109H53V108H52ZM68 109H69V108H68ZM98 109H99V108H98ZM118 109H119V108H118ZM262 109H263V107H262ZM27 110H28V109H27ZM27 110H26V111H27ZM29 110H30V107H29ZM55 110H57V109H55ZM55 110H54V111H55ZM60 110H61V109H60ZM63 110H65V108H64ZM85 110H86V108H85ZM105 110H106V109H105ZM122 110H123V109H122ZM122 110H121V112H122ZM214 110H215V109H214ZM259 110H260V109H259ZM259 110H258V111H259ZM17 111H18V109H17ZM21 111H23V110H21ZM48 111H49V109H48ZM51 111H52V110H51ZM65 111H66V110H65ZM103 111H104V109H103ZM103 111H102V112H103ZM119 111H120V109H119ZM125 111H126V110H125ZM14 112H16V110H15ZM40 112H41V111H40ZM40 112H39V113H40ZM46 112H47V111H46ZM57 112H60V111L58 110ZM57 112H56V113H57ZM61 112H62V110H61ZM75 112H76V111H75ZM95 112H96V111H95ZM102 112H101V114H102ZM109 112H110V111H109ZM111 112H112V111H111ZM121 112H120V113H121ZM28 113H29V112H28ZM30 113H31V112H30ZM30 113H29V114H30ZM42 113H43V112H42ZM56 113H55V114H56ZM18 114H19V112H18ZM33 114H34V113H33ZM33 114H32V115H33ZM49 114H50V113H49ZM49 114H47V117H48ZM57 114H59V113H57ZM60 114H62V113H60ZM63 114H64V113H63ZM87 114H88V112H87ZM91 114H92V113H91ZM131 114H132V113H131ZM202 114H203V113H202ZM263 114H264V110L261 111V112H257V113L251 114L250 116H248V117L242 119L241 121H238V120H240V119H238V120H237L238 122L234 124V127H235V129H236L237 131H239V133H242L243 135H245L244 132H245L246 128L248 127V125H249L250 123H253L254 121L256 122V120L260 119L261 115H263ZM39 115H40V114H39ZM45 115H46V114H45ZM72 115H74V114H72ZM79 115H80V114H79ZM95 115H97V114H95ZM95 115H94V116H95ZM99 115H100V114H99ZM21 116H22V115H21ZM57 116H58V115H57ZM59 116H60V115H59ZM87 116H88V115H87ZM128 116H129V115H128ZM194 116H195V115H194ZM22 117H23V116H22ZM36 117H37V116H36ZM47 117H46V118H47ZM55 117H56V116H55ZM61 117H62V116H61ZM80 117H81V116H80ZM92 117H93V116H92ZM98 117H99V116H96L95 118H98ZM102 117H103V116H102ZM102 117L100 116V118H98V119L102 120V119H103ZM160 117H161V116H160ZM166 117H167V116H166ZM243 117H244V116H243ZM28 118H29V117H28ZM32 118H33V116H32ZM57 118H58V117H56V119H57ZM59 118H60V117H59ZM73 118H74V117H73ZM75 118H77V117H75ZM78 118H79V117H78ZM81 118H82V117H81ZM120 118H122V115H121ZM26 119H27V118H25V121H26ZM35 119H36V118H35ZM37 119H38V118H37ZM92 119H93V118H92ZM108 119H110V116H109ZM47 120H48V122H49V121L51 122V120H49V119H47ZM52 120H53V119H52ZM54 120H55V119H54ZM77 120H78V119H77ZM117 120H118V119H117ZM208 120H209V119H208ZM25 121H24V123H25ZM29 121H30V120H29ZM31 121H32V120H31ZM38 121H40V120H38ZM81 121H82V120H81ZM86 121H87V120H86ZM94 121H95V123H96V119H95ZM106 121H108V120H106ZM120 121H121V122H120ZM145 121H146V120H145ZM235 121H236V120H235ZM21 122H22V120H21ZM50 122H49V123H50ZM88 122H89V121H88ZM119 122H120V128H121V127H122V126H121L122 120L119 119ZM51 123H52V122H51ZM81 123H82V122H81ZM99 123H100V122H99ZM101 123H102V121H101ZM123 123H124V122H123ZM58 124H59V123H58ZM90 124H92V122H91ZM109 124H110V122H109ZM118 124H119V123H118ZM203 124H204V123H203ZM27 125H28V124H27ZM54 125H55V124H54ZM127 125H128V124L126 123V126H127ZM129 125H131V124H129ZM253 125H254V123H253ZM256 125H257V124H256ZM30 126H32V125H30ZM100 126L102 127V125H100ZM107 126H108V125H107ZM131 126H132V125H131ZM133 126H134V125H133ZM261 126H263V125H261ZM1 127H2V125H1ZM1 127H0V128H1ZM3 127H4V125H3ZM8 127H9V126H8ZM109 127H110V126H109ZM232 127H233V125H232ZM4 128H5V127H4ZM4 128H3V130H4ZM20 128H21V127H20ZM45 128H46V127H45ZM118 128H119V125H118ZM120 128H119V131L121 132L120 134H122V131L120 130ZM135 128H136V127H135ZM262 128H264V127H262ZM262 128H261V130H262ZM8 129H9V128H8ZM31 129H32V128H30V130H31ZM54 129H56V127H55ZM85 129H86V128H85ZM106 129H107V128H106ZM109 129H110V128H109ZM123 129H124V127H123ZM255 129H256V128H255ZM257 129H258V128H257ZM3 130H2V131H3ZM9 130H10V129H9ZM15 130L17 131L18 129H15ZM15 130H13V131H15ZM33 130H34V129H33ZM41 130H42V129H41ZM50 130H51V129H50ZM89 130H90V128H89ZM92 130H93V128H92ZM111 130H112V129H111ZM132 130H134V128H133ZM250 130H251V129H250ZM10 131H11V130H10ZM22 131H23V128H22ZM87 131H88V130H87ZM108 131H109V130H108ZM113 131H114V130H113ZM170 131H171V130H170ZM0 132H1V130H0ZM7 132H8V130H7ZM7 132L4 131V133H6V134H7ZM11 132H12V131H11ZM28 132H29V131H28ZM28 132H25V133L27 134ZM45 132H46V131H45ZM53 132H54V131H53ZM98 132H99V130L97 131V133H98ZM195 132H196V130H195ZM235 132H236V131H235ZM251 132H252V131H251ZM15 133H16V132H15ZM20 133H21V132H20ZM30 133H31V132H30ZM32 133H33V132H32ZM36 133H38V132H36ZM46 133H47V132H46ZM54 133H55V132H54ZM164 133H166V132H164ZM170 133L172 134V132H170ZM173 133H174V131H173ZM200 133H201V132H200ZM203 133H204V132H203ZM26 134H25V136H26ZM40 134H41V133H40ZM48 134H50V133H48ZM57 134H58V132H57ZM98 134H99V133H98ZM112 134H113V133H111V135H112ZM154 134H155V133H154ZM195 134H196V133H195ZM236 134H237V133H236ZM242 134H240V136H242ZM251 134H252V133H251ZM14 135H15V134H14ZM31 135H32V134H31ZM66 135H67V134H66ZM84 135H85V132H84ZM116 135H117V134H116ZM174 135H175V134H174ZM197 135H198V134H197ZM197 135H196V136H197ZM201 135H202V134H201ZM238 135H239V134H238ZM238 135H237V136H238ZM259 135H260V134H259ZM6 136H7V135H6ZM54 136H55V135H54ZM79 136H80V135H79ZM82 136H83V135H82ZM109 136H110V135H109ZM203 136H204V135H203ZM235 136H236V135H235ZM237 136H236V137H237ZM7 137H9V136H7ZM15 137H16V136H15ZM17 137H18V136H17ZM26 137H27V136H26ZM55 137H56V136H55ZM68 137H69V136H68ZM114 137H115V134H114ZM120 137H121V136H120ZM142 137H143V136H142ZM176 137H177V136H176ZM197 137H198V136H197ZM3 138H4V137H3ZM22 138H23V137H22ZM28 138H29V137H28ZM94 138H95V137H94ZM110 138H111V137H110ZM126 138H127V137H126ZM153 138H154V136H153ZM202 138H203V137H202ZM238 138H239V137H238ZM252 138H253V135H252ZM255 138H256V137H255ZM8 139H9V138H8ZM10 139H11V138H10ZM26 139H27V138H26ZM43 139H44V138H43ZM69 139H70V138H69ZM114 139H115V138H114ZM117 139H118V138H117ZM205 139H206V138H205ZM230 139H231V138H230ZM235 139H236V138H235ZM257 139H258V138H257ZM5 140H6V139H5ZM11 140H12V139H11ZM82 140H84V139H82ZM90 140H91V139H90ZM104 140H105V139H104ZM107 140H108V139H107ZM126 140H127V139H126ZM193 140H194V139H193ZM231 140H232V139H231ZM236 140H237V139H236ZM246 140H247V139H246ZM253 140H255V139L253 138ZM1 141H2V140H1ZM7 141H8V140H7ZM12 141H13V140H12ZM12 141H11V142H12ZM67 141H68V140H67ZM108 141H109V140H108ZM118 141H119V139H118ZM164 141H165V140H164ZM166 141H168V140L166 139ZM238 141H239V140H238ZM257 141H258V140H257ZM261 141H262V140H261ZM26 142H27V141H26ZM73 142H74V141H73ZM128 142H130V141H128ZM195 142H196V141H195ZM195 142H194V143H195ZM233 142H234V141H233ZM236 142H237V141H236ZM240 142H241V141H240ZM249 142H250V141H249ZM252 142H253V141H252ZM255 142H256V141H255ZM4 143H6V142H4ZM7 143H8V142H7ZM64 143H65V142H64ZM68 143H69V142H68ZM68 143H67V144H68ZM74 143H75V142H74ZM79 143H80V142H79ZM163 143H164V142H163ZM203 143H204V142H203ZM238 143H239V142H238ZM244 143H245V141H244ZM9 144H10V143H9ZM11 144L13 145V143H11ZM24 144H25V143H24ZM51 144H52V143H51ZM65 144H66V143H65ZM69 144H70V143H69ZM110 144H111V143H110ZM120 144H122V143L120 142ZM137 144H138V143H137ZM152 144H153V142H152ZM190 144H191V143H190ZM208 144H209V143H208ZM239 144H240V143H239ZM250 144L252 145L251 142H250ZM253 144H254V143H253ZM256 144H257V143H256ZM2 145H3V144H2ZM25 145H26V144H25ZM25 145H24V150H25V147H26ZM33 145H34V144H33ZM75 145H76V144H75ZM111 145H113V144H111ZM134 145H136V144H134ZM186 145H187V144H186ZM192 145H193V144H192ZM194 145H195V144H194ZM202 145H203V147H204V145H207V144L204 143V144H202ZM202 145H201V146H202ZM233 145H235V144H233ZM243 145H245V144H242V146H243ZM3 146H4V145H3ZM3 146H2V147H3ZM20 146H21V143H20ZM109 146H110V145H109ZM129 146H132V145H129ZM175 146H176V145H175ZM197 146H199V145H197ZM201 146H200V147H201ZM257 146H258V145H257ZM5 147H6V146H5ZM98 147H99V146H98ZM124 147H125V146H124ZM191 147H193V146H191ZM200 147H199V148H200ZM206 147H207V146H206ZM208 147H209V146H208ZM246 147H247V146H246ZM255 147H256V146H255ZM3 148H4V147H3ZM6 148H7V147H6ZM18 148H19V147H18ZM18 148H17V149H18ZM28 148H29V147H28ZM35 148H36V147H35ZM47 148H48V146H47ZM99 148H100V147H99ZM107 148H108V147H107ZM111 148L113 149V148H115V147L111 146ZM119 148H121V147H119ZM130 148H132V147H130ZM133 148H134V147H133ZM133 148H132V149H133ZM241 148H243V147H241ZM250 148H251V147H250ZM250 148H249V149H250ZM8 149H9V148H8ZM14 149H16V148L14 147ZM17 149H16V151H17ZM26 149H27V148H26ZM51 149H52V148H51ZM56 149H57V148H56ZM100 149H102V148H100ZM108 149H109V148H108ZM115 149H116V148H115ZM126 149H127V148H126ZM156 149H158V148H156ZM205 149H206V148H205ZM258 149H259V148H258ZM261 149H262V148H261ZM261 149H260V151H258V153H259V152H260V153H263V152H261ZM9 150H13V148H12V149L10 148ZM80 150H81V149H80ZM98 150H99V149H98ZM116 150H117V149H116ZM127 150H128V149H127ZM134 150H135V149H134ZM186 150H187V149H186ZM195 150H196V147H195ZM246 150H247V149H246ZM256 150H257V149H256ZM256 150H255V151H256ZM4 151L6 152V150H3V151L1 150V152H4ZM13 151H14V150H13ZM30 151H31V150H30ZM49 151H50V149H49ZM96 151H97V150H96ZM102 151H103V150H102ZM104 151H105V149H104ZM109 151H110V150H109ZM135 151H136V150H135ZM143 151H144V149H143ZM150 151H151V150H150ZM156 151H157V150H156ZM204 151H205V150H204ZM204 151H203V152H204ZM5 152H4V153H5ZM51 152H52V151H51ZM80 152H81V151H80ZM80 152H79V153H80ZM94 152H95V151H94ZM131 152H132V151H131ZM192 152L197 153L196 151H193V150H192ZM203 152H202V153H203ZM247 152H248V151H247ZM250 152H251V151H250ZM10 153H11V152H10ZM14 153H16V152H14ZM25 153H26V152H25ZM30 153H31V152H30ZM84 153H85V152H84ZM86 153H87V152H86ZM204 153H205V152H204ZM252 153H253V152H252ZM252 153H251V154H252ZM260 153H259V154H260ZM8 154H9V153H8ZM20 154H21V153H20ZM31 154H32V153H31ZM44 154H45V153H44ZM106 154H107V152H106ZM132 154H133V153H132ZM139 154H140V153H139ZM197 154H198V155H201L200 153H197ZM247 154H250V153H247ZM259 154H258V155H259ZM14 155H15V154H14ZM16 155H17V153H16ZM23 155H24V154H23ZM32 155H33V154H32ZM35 155H36V154H35ZM69 155H70V153H69ZM94 155H95V153H94ZM102 155H103V154H102ZM122 155H123V154H122ZM258 155H257V156H258ZM0 156H1V155H0ZM17 156H19V155H17ZM26 156H27V155H26ZM97 156H98V155H97ZM194 156H195V155H194ZM14 157H15V156H14ZM21 157H22V156H21ZM23 157H24V156H23ZM34 157H36V156H34ZM38 157H39V156H38ZM62 157H63V156H62ZM70 157H71V156H70ZM75 157H76V156H75ZM80 157H81V156H80ZM83 157L85 158V156H82V157H81V158H82L81 160H83ZM115 157H116V156H115ZM125 157H126V156H125ZM138 157H141V156L138 155ZM138 157H136V158L138 159ZM144 157H145V156H144ZM255 157H256V156H255ZM4 158H5V157H4ZM24 158H28V156H27V157H24ZM31 158H32V156H31ZM51 158H52V157H51ZM51 158H49V159H51ZM56 158H57V157H56ZM93 158H94V157H93ZM116 158H117V157H116ZM118 158H119V157H118ZM147 158H148V157H147ZM253 158H254V157H253ZM262 158H263V157H262ZM8 159H9V158H8ZM12 159H13V158H12ZM19 159H20V158H19ZM35 159H36V158H35ZM45 159H46V158H45ZM59 159H60V157H59ZM69 159H70V158H69ZM71 159H72V158H71ZM134 159H135V158H134ZM153 159H154V158H153ZM170 159H171V158H170ZM181 159H182V158H181ZM1 160H2V159H1ZM3 160H5V159H3ZM14 160H15V159H14ZM14 160H12V162H13ZM33 160H34V159H33ZM54 160H55V158H54ZM54 160H53V161H54ZM146 160H147V159H146ZM161 160H162V159H161ZM168 160H169V159H168ZM173 160H175V159H173ZM173 160H172V161H173ZM250 160H251V159H250ZM259 160H260V159H259ZM21 161H22V159H21ZM28 161H29V163H30L31 160H28ZM28 161H27V162H28ZM59 161H60V160H59ZM71 161H72V160H71ZM84 161L87 162V159L84 160ZM84 161H83V162H84ZM106 161H107V160H106ZM0 162L2 163V161H0ZM15 162H16V161H15ZM63 162H64V161H63ZM68 162H69V161H68ZM83 162H81L82 165H83V164L85 165V164L89 163V162H87V163H85V162L83 163ZM115 162H116V161H115ZM144 162H145V161H144ZM154 162H155V161H154ZM7 163H8V162H7ZM25 163H26V162L24 161V164H25ZM45 163H46V162H45ZM55 163H56V161H55ZM57 163H59V162H58V159H57ZM78 163H79V161H78ZM141 163H142V162H141ZM157 163H158V162H157ZM160 163H161V162H160ZM251 163H252V160H251ZM17 164H18V163H17ZM26 164H27V163H26ZM35 164H36V163H35ZM46 164H47V163H46ZM108 164H109V161H108ZM149 164H150V163H149ZM263 164H264V163H263ZM12 165H14V164L12 163ZM12 165H11V166H12ZM59 165H60V164H59ZM102 165H103V164H102ZM136 165H137V164H136ZM152 165H153V164H152ZM152 165H151V166H152ZM250 165H251V166H254V163H252V164H250ZM6 166H7V165H6ZM24 166H25V165H24ZM26 166L28 167V165H26ZM40 166H41V165H40ZM55 166H56V165H55ZM78 166H79V165H78ZM246 166H248V165H246ZM18 167H19V166H18ZM18 167H16V168H18ZM22 167H23V162H22ZM66 167H67V166H66ZM85 167H87V165H86ZM152 167H154V166H152ZM243 167H245V166H243ZM249 167H250V166H249ZM259 167H262V165L259 164ZM16 168H15V169H16ZM19 168H21V167H19ZM19 168H18V169H19ZM24 168H25V167H24ZM24 168H22L21 170H23ZM43 168H44V167H43ZM45 168H47V166H45ZM49 168H50V167H49ZM56 168H59V169H60V168H63V167L61 166V167H56ZM83 168H84V167H83ZM149 168H150V167H149ZM159 168H161V167H159ZM166 168H167V167H166ZM241 168H242V167H240V170H241ZM11 169L13 170V168H11ZM26 169H27V168H26ZM28 169H30V168H28ZM39 169H40V168H39ZM47 169H48V168H47ZM59 169H58V170H59ZM66 169H67V168H66ZM133 169H134V168H133ZM150 169H151V168H150ZM173 169H174V168H172V170H173ZM250 169H252V167H251ZM16 170H17V169H16ZM43 170H44V169H43ZM45 170H46V169H45ZM56 170H57V169H56ZM106 170H107V169H106ZM114 170H115V169H114ZM117 170H118V169H117ZM141 170H142V169H141ZM5 171H6V170H5ZM17 171L19 172V170H17ZM33 171H35V170H33ZM120 171H121V170H120ZM168 171H170V170H168ZM181 171H182V170H181ZM232 171H233V170H232ZM232 171H231V172H232ZM234 171H236V170H234ZM237 171H238V170H237ZM244 171H246V169H245ZM250 171H251V170H250ZM250 171H249V172H250ZM256 171H258V170H256ZM259 171H260V170H259ZM14 172H15V171H14ZM24 172H25V171H24ZM39 172H40V171H39ZM59 172H60V171H59ZM116 172H117V171H116ZM130 172H132V169L130 170ZM147 172H148V170H147ZM152 172H154V171H152ZM229 172H230V171H229ZM247 172H248V169H247ZM252 172H253V171H252ZM252 172H250V173H252ZM3 173H4V172H3ZM8 173H9V172H8ZM35 173H36V172H35ZM37 173H38V172H37ZM109 173H111V172H109ZM117 173H118V172H117ZM140 173H141V172H140ZM234 173H235V172H234ZM245 173H246V172H245ZM258 173H259V172H258ZM261 173H262V171H261ZM263 173H264V172H263ZM6 174H7V173H6ZM9 174H10V173H9ZM19 174H20V173H19ZM19 174H18V175H19ZM21 174H22V173H21ZM23 174H25V173H23ZM30 174H32V173H31V170H30ZM64 174H66V173H64ZM69 174H70V173H69ZM84 174H85V172H84ZM84 174H83V176H84ZM227 174H228V173H227ZM246 174H247V173H246ZM246 174H245L246 179H247V178L250 179L251 175H254V174H249L250 176L247 177L248 174H247V175H246ZM7 175H8V174H7ZM43 175H44V173H43ZM122 175H123V174H122ZM134 175H135V174H134ZM172 175H173V174H172ZM181 175H182V174H181ZM3 176H5V175H3ZM3 176H2V177H3ZM21 176H22V175H21ZM23 176H24V175H23ZM114 176H115V175H114ZM120 176H121V175H120ZM254 176H256V175H254ZM254 176L251 177V178H254ZM25 177H26V175H25ZM46 177H47V176H46ZM123 177H124V176H123ZM131 177H132V176H131ZM152 177H153V176H152ZM164 177H165V176H164ZM174 177H175V176H174ZM0 178H1V177H0ZM16 178H17V177H16ZM23 178H24V177H23ZM29 178H30V176L28 177V179H29ZM55 178H56V177H55ZM83 178H84V177H83ZM83 178H80V179H83ZM116 178H117V177H116ZM129 178H130V177H129ZM136 178H137V177H136ZM136 178H135V179H136ZM176 178H177V177H176ZM223 178H224V177H223ZM223 178H222V179H223ZM225 178H226V177H225ZM225 178H224V179H225ZM243 178H244V174H243L242 170H241V172H239V173H236V174H228V176H227V180H230L231 184L234 183V182L242 181L241 179H243ZM255 178H257V176H256ZM255 178H254V179H255ZM14 179H15V177H14ZM47 179H48V178H47ZM120 179H121V178H120ZM122 179H123V178H122ZM127 179H128V178H127ZM153 179H154V178H153ZM248 179H247V180H248ZM6 180H7V179H6ZM6 180H3V181L6 182ZM15 180H16V179H15ZM30 180H31V179H30ZM45 180H46V178H45ZM63 180H64V179H63ZM115 180H116V179H115ZM137 180H140V179L138 178ZM144 180H145V178H144ZM164 180H165V179H164ZM247 180H246V181H247ZM251 180H252V179H251ZM251 180H250V181H251ZM257 180H258V178H257ZM259 180H260V177H259ZM16 181H17V180H16ZM58 181H59V180H58ZM145 181L147 182V179H146ZM148 181H149V180H148ZM218 181H219V180H218ZM261 181H262V180H261ZM0 182H1V181H0ZM20 182H21V181H20ZM33 182H34V181H33ZM107 182H108V181H107ZM117 182H118V181H117ZM140 182H142V181L140 180L139 183H140ZM222 182H224V181H222ZM254 182H255V180H254ZM257 182H259V181H257ZM7 183H8V182H7ZM144 183H145V182H144ZM144 183H143V184H144ZM149 183L151 184V181H149ZM152 183H153V182H152ZM155 183H156V182H155ZM158 183H159V182H158ZM181 183H182V182H181ZM227 183H228V182H227ZM227 183H226V184H227ZM252 183H253V182H252ZM255 183H256V182H255ZM259 183H260V182H259ZM259 183H258V187H260V188L262 189L263 186L261 185V183H260V184H259ZM2 184H3V183H2ZM44 184H45V183H44ZM75 184H76V183H75ZM109 184H110V183H109ZM120 184H121V183H120ZM161 184H162V183H161ZM164 184H165V183H164ZM174 184H175V183H174ZM215 184H216V183H215ZM217 184H218V183H217ZM231 184H230V185H231ZM238 184H240V183L238 182ZM238 184H237V185H238ZM244 184H245V183H244ZM20 185H21V184H20ZM22 185H23V184H22ZM80 185H81V184H80ZM121 185H122V184H121ZM133 185H134V184H133ZM133 185L130 184V186H133ZM135 185H136V182H135ZM139 185H140V184H138V186H139ZM144 185H145V184H144ZM224 185H225V183H224ZM252 185H253V184H252ZM255 185H257V184H254V186H255ZM259 185H260V186H259ZM0 186H1V185H0ZM44 186H45V185H44ZM76 186H77V185H76ZM127 186H128V185H127ZM145 186H146V185H145ZM163 186H164V185H163ZM174 186H175V185H174ZM174 186H173V187H174ZM216 186H217V185H215V187H216ZM218 186H219V185H218ZM218 186H217V187H218ZM238 186H239V185H238ZM240 186H241V185H240ZM242 186H243V185H242ZM261 186H262V187H261ZM19 187H20V186H19ZM62 187H63V186H62ZM73 187H74V186H73ZM120 187H121V186H120ZM136 187H137V186H136ZM139 187H140V186H139ZM141 187H142V186H141ZM143 187H144V186H143ZM155 187H156V186H155ZM155 187H154V188H155ZM157 187H158V186H157ZM220 187H221V186H220ZM220 187H219V188H220ZM232 187H233V186H232ZM44 188H45V187H44ZM74 188H75V187H74ZM115 188H116V185H115ZM115 188H114V189H115ZM121 188H123V187H121ZM166 188H167V187H166ZM225 188H227V185H225ZM255 188H256V186H255ZM19 189H20V188H19ZM78 189H79V188H78ZM131 189L133 190L134 187H131ZM170 189H172V188H170ZM216 189H217V188H216ZM228 189H229V188H228ZM231 189H232V188H231ZM242 189H243V188H242ZM251 189H252V188H251ZM257 189H258V188H257ZM261 189H260V191H261ZM6 190H7V189H6ZM43 190H44V189H43ZM45 190H46V189H45ZM51 190H52V189H51ZM67 190H68V189H67ZM112 190H113V189H112ZM127 190H128V187H127ZM127 190H126V191H127ZM138 190H140V189H138ZM148 190H149V189H148ZM148 190H147V191H148ZM165 190H166V189H165ZM165 190H164V192H166V191H167L166 193L169 192V191H168V188H167L166 191H165ZM214 190H215V189H214ZM234 190H235V189H234ZM234 190H233V191H234ZM252 190H253V189H252ZM262 190H263V189H262ZM114 191L116 192V190H114ZM119 191H120V190H119ZM128 191H130V190H128ZM128 191H127V192H128ZM135 191H136V190H135ZM159 191H160V189H159ZM216 191H217V190H216ZM230 191H231V190H230ZM244 191H245V190H242L241 193H243ZM257 191H259V190H257ZM260 191H259V192H260ZM43 192H44V191H43ZM60 192H61V191H60ZM60 192H59V194H60ZM62 192H63V191H62ZM74 192H75V190H74ZM77 192H78V191L76 190V193H77ZM79 192H81V190H79ZM115 192H113V194H114ZM120 192H121V191H120ZM120 192H119V195H120ZM123 192H124V190H123ZM219 192H220V191H219ZM228 192H229V191H228ZM248 192H249V191H248ZM250 192H251V191H250ZM250 192H249V194H251ZM254 192H255V190H254ZM262 192H263V191H262ZM49 193H50V192H49ZM70 193H71V192H70ZM76 193H73V194L75 195ZM116 193H117V192H116ZM121 193H122V192H121ZM124 193H125V192H124ZM145 193H146V192H145ZM173 193H174V192H173ZM175 193H176V191H175ZM220 193H221V192H220ZM222 193H223V192H222ZM224 193H225V192H224ZM229 193H230V192H229ZM234 193H236V192L234 191ZM241 193H240V194H241ZM252 193H253V192H252ZM255 193H256V192H255ZM52 194H53V193H52ZM63 194L65 195L64 192H63ZM68 194H69V192H68ZM77 194H78V193H77ZM77 194H76V195H77ZM79 194H80V193H79ZM79 194H78V195H79ZM105 194H106V193H105ZM168 194H169V193H168ZM231 194H232V193H231ZM237 194H238V193H237ZM257 194H258V193H257ZM257 194H255V196H256ZM260 194H261V193H260ZM260 194H259V197H258V199H257V200H258V203H260V204H258V205H261V203H262V202H261L262 199L260 198ZM54 195H55V194H54ZM56 195H57V194H56ZM111 195H112V194H111ZM166 195H167V194H166ZM171 195H172V194H171ZM103 196H104V195H103ZM105 196H106V195H105ZM213 196H214V195H213ZM219 196H220V195H219ZM219 196H217V197H219ZM222 196H223V195H222ZM231 196H232V195H231ZM233 196H234V195H233ZM241 196H242V194H241ZM251 196H253V195L251 194ZM263 196H264V195H263ZM263 196H262V197H263ZM42 197H43V196H42ZM56 197H57V196H56ZM60 197H61V196H60ZM60 197H59V198H60ZM68 197H70V195H69ZM76 197L78 198V196H76ZM76 197H75V198H76ZM83 197L85 198V196H83ZM83 197H82V199H83ZM166 197H167V196H166ZM169 197H170V196H169ZM220 197H221V196H220ZM234 197H235V196H234ZM54 198H55V196H54ZM66 198H67V197H66ZM71 198H72V197H71ZM90 198H91V197H90ZM90 198H89V200H90ZM105 198H106V197H105ZM111 198H112V197H111ZM172 198H173V197H172ZM223 198H225V197H223ZM231 198H232V197H231ZM244 198H245V197H244ZM244 198H243V199H244ZM253 198H254V196H253ZM29 199H30V198H29ZM138 199H139V198H138ZM170 199H171V197H170ZM228 199H229V197H228ZM237 199H238V198H237ZM254 199H255V201H256V198H254ZM263 199H264V198H263ZM52 200H53V199H52ZM52 200H51V202H52ZM57 200H58V199H57ZM64 200H65V199H64ZM86 200H87V199H86ZM110 200H111V199H110ZM217 200H218V199H217ZM220 200H221V199H220ZM241 200H242V199H241ZM250 200H251V199H250ZM48 201H49V200H48ZM76 201H77V200H76ZM78 201H79V199H78ZM228 201H229V200H228ZM49 202H50V201H49ZM55 202H56V201H55ZM57 202H58V201H57ZM67 202H68V201H67ZM101 202H102V200H101ZM146 202H147V201H146ZM214 202H215V200H214ZM244 202H245V201H244ZM253 202H254V201H253ZM53 203H54V202H53ZM74 203H76V202H74ZM210 203H211V201H210ZM223 203H224V202H223ZM226 203H227V202H226ZM230 203H231V202H230ZM247 203H248V202H247ZM62 204H63V203H62ZM107 204H109V203L107 202ZM212 204H214V203H212ZM212 204H210V206H211ZM221 204H222V203H221ZM262 204H263V203H262ZM52 205H53V204H52ZM59 205H60V204H59ZM69 205H70V203H69ZM75 205H77V204H75ZM78 205H79V203H78ZM101 205H102V204H101ZM253 205H254V204H253ZM2 206H3V205H2ZM6 206H7V205H6ZM55 206H56V205H54V207H55ZM60 206H61V205H60ZM106 206H107V205H106ZM115 206H116V205H115ZM225 206H226V205H225ZM242 206H243V205H242ZM254 206H257V205L255 204ZM52 207H53V206H52ZM54 207H53V208H54ZM74 207H75V206H74ZM109 207H110V206H109ZM218 207H219V206H218ZM218 207H217V208H218ZM236 207H237V206H236ZM0 208H1V207H0ZM3 208H4V206H3ZM69 208H70V207H69ZM75 208H77V207H75ZM106 208H107V207H106ZM106 208H104V209L106 210ZM199 208H200V207H199ZM199 208H198V209H199ZM209 208H210V207H209ZM212 208H213V207H212ZM237 208H238V207H237ZM263 208H264V207H263ZM64 209H65V208H64ZM64 209H62V211H63ZM107 209H108V208H107ZM198 209H197V210H198ZM238 209H239V208H238ZM4 210H5V208H4ZM9 210H10V209H9ZM49 210H50V209H49ZM66 210H67V209H66ZM66 210H64V211H65L66 213L68 212V216H69V214H70L71 211H72V208H71L70 212H69V211H66ZM113 210H114V208H113ZM113 210H111V211H113ZM197 210H196V211H197ZM214 210H215V209H214ZM218 210H219V209H218ZM221 210H223V209H221ZM245 210H247V209H245ZM262 210H263V209H262ZM53 211H55V208L53 209ZM53 211H52V213H53ZM62 211H61V212H62ZM64 211H63V212H64ZM108 211H109V210H108ZM111 211H110V212H111ZM196 211H195V212H196ZM199 211H200V210H199ZM215 211H217V210H215ZM238 211H239V210H238ZM247 211H248V210H247ZM253 211H254V210H253ZM263 211H264V210H263ZM263 211H261V213H263ZM49 212H50V211H49ZM65 212H64V213H65ZM73 212H74V211H73ZM73 212H72L71 214H73ZM118 212H119V211H118ZM186 212H187V211H186ZM192 212H193V211H191L190 214H191ZM206 212H207V211H206ZM217 212H219V211H217ZM234 212H235V211H234ZM239 212H240V211H239ZM241 212H242V211H241ZM250 212H251V211H250ZM255 212H256V211H255ZM255 212H254V213H255ZM95 213H96V212H95ZM95 213H94V215H95ZM97 213H98V212H97ZM163 213H164V211H163ZM166 213H167V212H166ZM211 213H212V212H211ZM222 213H224V212H222ZM231 213H232V212H231ZM235 213H236V212H235ZM243 213H244V212H243ZM8 214H9V213H8ZM71 214H70V216H72ZM99 214H100V213H99ZM105 214H106V213H105ZM107 214H108V213H107ZM110 214H111V213H110ZM112 214H113V213H112ZM173 214H174V213H173ZM181 214H182V213H181ZM186 214H187V213H186ZM192 214H193V213H192ZM196 214H197V212H196ZM200 214H201V213H200ZM213 214H214V213H213ZM238 214H239V213H238ZM52 215H53V214H52ZM54 215H55V214H54ZM102 215H103V214H102ZM174 215H176V213H175ZM184 215H185V214H184ZM194 215H195V214H194ZM214 215H216V214H214ZM214 215H213V216H214ZM217 215H218V214H217ZM219 215H220V214H219ZM244 215H245V214H244ZM251 215H252V214H251ZM13 216H14V213H13ZM49 216H50V215H49ZM70 216H69V217H70ZM83 216H84V215H83ZM168 216H169V215H167V217H168ZM182 216H183V215H182ZM188 216H189V215H188ZM230 216H231V215H230ZM236 216H237V213H236ZM14 217H15V216H14ZM19 217H20V216H19ZM51 217H54V216H51ZM99 217H100V216H99ZM169 217H170V216H169ZM177 217H178V216H177ZM214 217H215V216H214ZM217 217H218V216H217ZM219 217H220V216H219ZM241 217H243V216H241ZM246 217H247V216H246ZM16 218H18V217H16ZM82 218H83V217H82ZM84 218H85V217H84ZM102 218H103V217H102ZM107 218H108V217H107ZM173 218H174V217H173ZM191 218H192V217H191ZM206 218H208V217H206ZM229 218H230V217H229ZM259 218H260V217H259V214H256L254 220H255V221H256V220H259ZM24 219H25V218H24ZM69 219H70V218H69ZM71 219H72V217H71ZM103 219H104V218H103ZM150 219H151V218H150ZM181 219H183V218H181ZM192 219H193V218H192ZM195 219H196V217H195ZM214 219H217V220H218V218H214ZM240 219H241V218H239V220H240ZM242 219H244V218H242ZM246 219H247V218H246ZM95 220H97V219H95ZM151 220H152V219H151ZM221 220H222V219H221ZM235 220H236V219H235ZM235 220H234V221H235ZM244 220H245V219H244ZM93 221H94V220H93ZM164 221H165V220H164ZM173 221H174V220H173ZM215 221H216V220H215ZM248 221H249V220H248ZM259 221H260V220H259ZM64 222H66V221H64ZM64 222H63V223H64ZM69 222H70V221H69ZM73 222H74V221H73ZM73 222H72V223H73ZM94 222H95V221H94ZM153 222H154V221H153ZM166 222H167V221H166ZM166 222H165V223H166ZM171 222H172V220H171ZM175 222H176V221H175ZM193 222H194V221H193ZM206 222H208V221H206ZM216 222H218V221H216ZM66 223H67V222H66ZM99 223H100V222H99ZM106 223H107V222H106ZM126 223H127V222H126ZM172 223H174V222H172ZM172 223H170V225H171ZM190 223H191V222H190ZM219 223H220V222H219ZM235 223H237V222H235ZM245 223H246V222H245ZM24 224H26V223H24ZM24 224H23V226H24ZM93 224H94V223H93ZM93 224H92V225H93ZM97 224H98V223H97ZM161 224H163V222H162ZM186 224H187V223H186ZM239 224H241V223H239ZM260 224H261V223H260ZM260 224H259V225H260ZM11 225H12V224H11ZM73 225H74V224H73ZM76 225H77V224H76ZM85 225H86V223H85ZM88 225H91V224L89 223ZM88 225H87V226H88ZM98 225H99V224H98ZM106 225H107V224H105V226H106ZM108 225H109V224H108ZM108 225H107V227H108ZM163 225H164V224H163ZM177 225H178V224H177ZM206 225H207V223H206ZM235 225H238V224H235ZM245 225H247V223H246ZM63 226L65 227V225H63ZM69 226H70V225H69ZM164 226L167 227V224L164 225ZM168 226H169V225H168ZM203 226H204V225H203ZM227 226H228V225H227ZM66 227H67V226H66ZM70 227H71V226H70ZM70 227H69V228H70ZM80 227H81V226H80ZM90 227H91V226H90ZM102 227H103V226H102ZM159 227H160V226H159ZM169 227H170V226H169ZM179 227H180V226H179ZM192 227H193V226H192ZM222 227H223V225H222ZM235 227H236V226H235ZM242 227H243V226H241V228H242ZM252 227H253V226H252ZM53 228H54V227H53ZM55 228H56V227H55ZM60 228H61V227H60ZM75 228H77V227H75ZM85 228H86V227H85ZM93 228H95V227H93ZM93 228H92V229H93ZM97 228H101V226H100V227H97ZM164 228H165V227H164ZM204 228H206V227H204ZM237 228H238V227H237ZM244 228H245V227H244ZM250 228H251V227H250ZM19 229H20V228H19ZM102 229L104 230L105 228H102ZM150 229H151V228H150ZM150 229H149L148 231H151ZM157 229H158V227H157ZM167 229H169V228H167ZM167 229H166V232H167ZM171 229H172V228H171ZM175 229H176V228H174V230H175ZM178 229H179V228H178ZM180 229H181V228H180ZM184 229L186 230V228H184ZM190 229H191V228H190ZM190 229H189V230H190ZM209 229H210V228H209ZM222 229H223V228H222ZM227 229H228V228H227ZM23 230H24V229H23ZM25 230H26V228H25ZM58 230H59V229H58ZM61 230H63V229H61ZM67 230H68V228H67ZM100 230H101V229H100ZM203 230H204V229H203ZM205 230H206V229H205ZM26 231H27V230H26ZM54 231H55V230H54ZM54 231H53V233H54ZM153 231L155 232V230H153ZM187 231H188V228H187ZM190 231H191V230H190ZM195 231H196V230H195ZM198 231H201V230H198ZM242 231H243V230H242ZM257 231H258V230H257ZM260 231H261V230H260ZM68 232H69V231H68ZM68 232H66V233H68ZM70 232H71V231H70ZM70 232H69V233H70ZM154 232H152V234H153ZM158 232H159V231H158ZM170 232H171V231H170ZM202 232H204V231H202ZM202 232H201V233H202ZM22 233H23V232H22ZM26 233H27V232H26ZM58 233H59V232H58ZM61 233H62V231H61ZM69 233H68V234H69ZM84 233H85V232H84ZM89 233H90V232H89ZM150 233H151V232H150ZM167 233H169V231H168ZM180 233H181V232H180ZM222 233H223V232H222ZM59 234H60V233H59ZM156 234H157V232H156ZM173 234H174V233H173ZM173 234H172V235H173ZM186 234H187V233H186ZM195 234H196V232H195ZM248 234H249V233H248ZM253 234H254V233H253ZM260 234H262V232H260ZM61 235H62V234H60V236H61ZM64 235H65V234H64ZM153 235H154V234H153ZM153 235H152V237H153ZM183 235H185V234H183ZM187 235H188V234H187ZM199 235H201V234L199 233ZM236 235H237V234H236ZM240 235H241V234H240ZM40 236H44V235H40ZM60 236H59V237H60ZM78 236H80V235H78ZM148 236H149V235H148ZM168 236H169V234H168ZM190 236H192V235H190ZM217 236H218V235H217ZM245 236L247 237V235H245ZM262 236H263V235H262ZM59 237H58V239H59ZM64 237H65V236H64ZM66 237H67V236H66ZM82 237H83V236H82ZM110 237H111V236H110ZM120 237H121V236H120ZM154 237H155V236H154ZM154 237H153V238H154ZM186 237H187V236H186ZM202 237H203V236H202ZM240 237H241V236H240ZM2 238H3V237H2ZM2 238H1V239H2ZM43 238H44V237H43ZM142 238H143V237H142ZM148 238H149V237H148ZM153 238H152V239H153ZM207 238H208V237H207ZM252 238H254V237H252ZM252 238H251V239H252ZM40 239H41V238H40ZM56 239H57V238H56ZM56 239H53V240H56ZM78 239H79V238H78ZM78 239H77V240H78ZM80 239H81V237H80ZM83 239H84V238H83ZM83 239H82V240H83ZM166 239H167V238H166ZM194 239H195V237H194ZM215 239H216V238H215ZM242 239H243V238H241V240H242ZM63 240H64V239H63ZM110 240H111V239H110ZM146 240H147V238H146ZM150 240H151V239H150ZM172 240H174V239H172ZM231 240H232V239H231ZM238 240H239L240 244L242 245V243H243V241H244L245 239L242 240V243H241L240 239H238ZM9 241H10V240H9ZM43 241H44V240H43ZM57 241H58V240H57ZM143 241H144V240H143ZM163 241H165V240H163ZM236 241H237V240H236ZM236 241H235V242H236ZM246 241H248V240H246ZM246 241H245V242H246ZM262 241H263V240H262ZM45 242H46V241H45ZM76 242H77V241H76ZM81 242H82V241H81ZM95 242H97V241H95ZM145 242H146V241H145ZM151 242H152V241H151ZM165 242H166V241H165ZM173 242H174V241H173ZM177 242H178V241H177ZM190 242H191V241H190ZM78 243H79V242H78ZM142 243H143V242H142ZM147 243H148V242H147ZM166 243H168V242H166ZM166 243H165V244H166ZM171 243H172V241H171ZM191 243H192V242H191ZM203 243H205V242H203ZM231 243H232V241H231ZM233 243H234V242H233ZM233 243H232V244H233ZM261 243H262V242H261ZM48 244H49V243H48ZM149 244L151 245V243H149ZM149 244H148V245H149ZM168 244H170V243H168ZM176 244H177V243H176ZM185 244H186V242H185ZM189 244H190V243H189ZM201 244H202V243H201ZM36 245H38V244H36ZM54 245H56V244H54ZM81 245H82V244H81ZM154 245H155V244H154ZM177 245H179V243H178ZM204 245H205V244H204ZM236 245H237V244H236ZM236 245H235V247H236ZM138 246H139V245H138ZM138 246H137V248H138ZM162 246H163V245H162ZM167 246H168V245H167ZM170 246H172V245H170ZM173 246H175V244H174ZM173 246H172V247H173ZM183 246H184V245H183ZM188 246H189V245H188ZM192 246H193V245H192ZM192 246H191V247H192ZM207 246H208V245H207ZM231 246H232V245H231ZM233 246H234V245H233ZM253 246H255V244H253ZM260 246H261V245H260ZM263 246H264V245H263ZM35 247H36V246H35ZM48 247H49V245H48ZM59 247H60V246H59ZM140 247H141V246H140ZM140 247H139V249H140ZM152 247H153V246H152ZM152 247H151V249H152ZM159 247H160V246H159ZM163 247H165V246H163ZM172 247L170 248L171 250H172ZM176 247H177V246L173 247V249L175 250ZM180 247H182V246H180ZM228 247H229V246H228ZM235 247H234V248H235ZM243 247H244V246H243ZM31 248H32V247H31ZM81 248H82V246H81ZM147 248H148V247H147ZM165 248H166V250L168 251L167 247H165ZM183 248H184V247H182V249H183ZM197 248H198V247H197ZM203 248H204V247H202V249H203ZM225 248H226V247H225ZM236 248L239 249V248H241V247H236ZM244 248H245V247H244ZM250 248H251V247H250ZM260 248H261V247H260ZM52 249H53V248H52ZM155 249H156V247H155ZM160 249H162V248H160ZM178 249L180 250L181 248H178ZM185 249H186V248H185ZM188 249H189V248H188ZM193 249H194V247H193ZM208 249L210 250V248H208ZM212 249H213V248H212ZM246 249L248 250V248H246ZM251 249H252V248H251ZM37 250H39V249H38V246H37ZM55 250H56V249H55ZM75 250H76V249H75ZM77 250H78V249H77ZM80 250H81V249H80ZM140 250H141V249H140ZM174 250H172L171 252H173ZM200 250H201V249H200ZM223 250H224V249H223ZM235 250H236V249H235ZM244 250H245V249H244ZM40 251H41V250H40ZM51 251H52V250H51ZM57 251H58V250H57ZM101 251H102V250H101ZM132 251H133V250H132ZM152 251H153V250H152ZM175 251H176V250H175ZM175 251H174V252H175ZM180 251H181V250H180ZM188 251H189V250H188ZM193 251H195V250H193ZM224 251H226V249H225ZM241 251H242V250H241ZM248 251H250V250H248ZM252 251H253V250H252ZM257 251H259V249H258ZM32 252H33V251H32ZM114 252H116V251H114ZM138 252H139V251H138ZM161 252H162V250H161ZM171 252H170V253H171ZM178 252H179V251H178ZM183 252H184V250H183ZM206 252H207V251H206ZM212 252H213V251H212ZM217 252H218V251H217ZM219 252H220V251H219ZM228 252H229V251H228ZM228 252H227V254H228ZM242 252H243V251H242ZM253 252H255V251H253ZM34 253H35V250H34ZM77 253H78V252H77ZM112 253H113V252H112ZM116 253H118V252H116ZM140 253H141V252H140ZM147 253H148V252H147ZM153 253H154V252H153ZM153 253H152L151 255H153ZM164 253H165V252H164ZM167 253H168V252H167ZM230 253H231V252H230ZM260 253H261V252H260ZM56 254H57V253H56ZM99 254H100V253H99ZM110 254H111V253H110ZM120 254H121V253H120ZM129 254H131V253H129ZM129 254H128V255H129ZM155 254H156V253H155ZM155 254H154V255H155ZM157 254H158V253H157ZM168 254H169V253H168ZM175 254H177V252H175L174 255H175ZM180 254L182 255V251H181ZM196 254H197V253H196ZM210 254H211V253H209V255H210ZM257 254H258V253H257ZM263 254H264V253H263ZM103 255H104V254H103ZM131 255H132V254H131ZM162 255H163V254H162ZM169 255H170V254H169ZM169 255H166V256H169ZM177 255H178V254H177ZM184 255H185V254H184ZM193 255H194V254H193ZM209 255H208V256H209ZM218 255H219V253H218ZM238 255H239V254H238ZM245 255L248 256V254H247L246 252H245ZM36 256H37V255H36ZM51 256H52V255H51ZM71 256H72V255H71ZM129 256H130V255H129ZM138 256H139V255H138ZM149 256H150V255H149ZM163 256H164V255H163ZM175 256H176V255H175ZM182 256H183V255H182ZM4 257H5V256H4ZM23 257H24V256H23ZM53 257H54V256H53ZM57 257H58V256H57ZM75 257H76V256H75ZM85 257H86V256H85ZM105 257H106V256H105ZM120 257H121V256H120ZM126 257H128V256H126ZM150 257H151V256H150ZM159 257H160V256H159ZM161 257H162V256H161ZM172 257H173V256H172ZM172 257H171V259H172ZM226 257H227V256H226ZM260 257H261V260H262V259H263L262 256H260ZM260 257H259V258H260ZM0 258H1V257H0ZM6 258H7V257H6ZM34 258H35V256H34ZM55 258H56V257H55ZM128 258H130V257H128ZM132 258H133V256H132ZM143 258H144V257H143ZM143 258H142V259H143ZM157 258H158V257H157ZM165 258H166V257H165ZM183 258H184V256H183ZM242 258H243V257H242ZM247 258H249V257H247ZM32 259H33V258H32ZM90 259H91V258H90ZM101 259H102V258H101ZM124 259H125V258H124ZM124 259H121L120 262H122V260H124ZM146 259H147V258H146ZM166 259H167V258H166ZM168 259H169V258H168ZM168 259H167V261H168ZM210 259H212V257H211ZM213 259H214V258H213ZM249 259H250V258H249ZM41 260H42V259H41ZM52 260H53V259H52ZM74 260H75V258H74ZM81 260H82V258H81ZM81 260H80V262H81ZM86 260H87V259H86ZM130 260H131V259H130ZM147 260H148V259H147ZM157 260H158V259H157ZM175 260H176V259H175ZM185 260H186V259H185ZM185 260H183V261H185ZM216 260H217V259H215L214 261H216ZM218 260H220V259H218ZM228 260H229V259H228ZM238 260H239V261L241 260V257H240V256H239V259H238ZM1 261H3L2 258H1ZM53 261H54V260H53ZM65 261H66V260H65ZM95 261H96V260H95ZM158 261H159V260H158ZM170 261H172V260H170ZM193 261H194V260H193ZM203 261H204V260H203ZM250 261H251V260H250ZM259 261H260V260H259ZM10 262H11V261H10ZM40 262H42V261H40ZM57 262H58V260H57ZM93 262H94V261H93ZM123 262H124V261H123ZM130 262L132 263L133 261L131 260ZM134 262H135V261H134ZM136 262H137V260H136ZM156 262H157V261H155V258H153V256H152L147 262H145V264H157ZM197 262H198V261H197ZM221 262H222V261H221ZM225 262H226V261H225ZM246 262H247V261H246ZM254 262H255V261H254ZM50 263H51V261H50ZM55 263H56V261H55ZM55 263H54V264H55ZM70 263L72 264V262H70ZM74 263H75V262H74ZM95 263H96V262H95ZM104 263H105V262H104ZM161 263H163V262H161ZM161 263H160V264H161ZM172 263H173V262H169V264H172ZM195 263H196V262H195ZM239 263H240V262H239ZM260 263H261V262H260ZM263 263H264V262H263ZM52 264H53V263H52ZM56 264H57V263H56ZM59 264H60V262H59ZM61 264H62V263H61ZM108 264H109V263H108ZM116 264H117V263H116ZM121 264H123V263H121ZM129 264H130V263H129ZM134 264H136V263H134ZM165 264H166V262H165ZM174 264H175V262H174ZM217 264H218V262H217ZM257 264H258V263H257Z\"/></svg>","mask_w":264,"mask_h":264}]
</instances>
